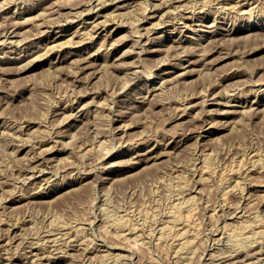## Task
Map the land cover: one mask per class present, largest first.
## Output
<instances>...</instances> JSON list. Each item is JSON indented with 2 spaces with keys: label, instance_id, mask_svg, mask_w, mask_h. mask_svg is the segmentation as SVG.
Listing matches in <instances>:
<instances>
[{
  "label": "rangeland",
  "instance_id": "obj_1",
  "mask_svg": "<svg viewBox=\"0 0 264 264\" xmlns=\"http://www.w3.org/2000/svg\"><path fill=\"white\" fill-rule=\"evenodd\" d=\"M9 1H13V4L10 3L11 4L10 6L6 5V2L9 3ZM20 1L22 3L19 4ZM37 1H40V2H37ZM90 1L89 0H43V2H42V0H4V1L0 0V2H3V3L5 2V5H6L4 8L3 7L1 8V6H0V8H1L0 9V26H1L0 27V39L2 38L1 35L6 33L5 31L10 32V29L12 30V28H13V31H15V33H17V35H18L17 37L13 38L14 40L16 39L17 41H20V40L23 41V37H25L24 40L26 39L25 41H23V43L20 41L19 44H18V42H16V40H15V42H11L13 39L10 41L4 40L6 42L5 44H4V42H2L3 39L0 40V45H1L0 46V58H1L0 59V61H1L0 62V113L1 114L0 115H2V116H0V123H1L0 124V136H1L0 137V180H2V182L0 183L1 184L0 186L2 189H5V190H2L0 188V197H1L0 199H3V200L5 199L4 201L0 200V214H1L0 215V222H1L0 223V229H2V230H0V233H1L0 234V236H1L0 237V239H1L0 243L2 242L0 244V247H1L0 251H2V253H0L1 254L0 255L1 256L0 257V260H1L0 264H8V263H10V264L11 263L12 264H15V263L16 264H18V263L19 264H37V263L38 264H47V263H49L50 264L51 261L49 262V260H48V257H50V255H49L50 253H51V257H50L51 259L50 258L49 259L53 260V263H51V264H68V263L69 264L70 263L71 264H79V263L82 264V262L85 259H87V260H85L86 263L83 262V264H87L89 261H90L89 264H91V263L92 264H94V263L95 264H113V262L115 264L116 263L117 264H124V262H125V264H127V263L128 264H168V263H170V264H177V263L178 264H181V263L185 264V262H186V264H188V263L189 264L190 263L198 264V262H199V264H201V262H203L202 264H205V263L206 264H208V263L209 264H211V263L217 264L216 262L219 260H221L219 262H220V264H222V261L224 260L222 257L232 256L233 253H234V256H236V255L240 256L239 259L241 260V262H240L241 264H244V263L248 264V261H250L251 264H253V261H254V264H257V263L258 264H264V262L256 261L257 260L256 258L250 257L252 252H254V251H252L253 246H256L257 243H255L256 245H254V243H249L250 244L249 245V244H246V243L250 242L249 240L246 241V243L244 241L243 245L241 246V248L243 247L242 248L243 251H242V249H239L240 246L235 245V247H234V245L232 243H229L230 239H228L229 234L231 232L228 228H230V229L234 228L233 230L235 232L238 230H239V232L243 231L246 228L245 226L242 225L243 223H240V222H244V221H241L240 220L241 218L240 219L238 217L236 218L238 208L241 207L240 210L243 209L244 217L247 215L245 218H243L245 221H246V219H247V221H249V219H253L255 214L264 215V193H263L264 188L259 187V186H262V184H264V106L261 105L258 110H254V111H250L249 107H246V109L248 108V110H249L248 111L245 108H244L245 110L244 109L242 110L241 106H243V105H240L243 102H246L248 104L249 101H254L255 96L256 97L258 96L260 98V100H262L264 102V89L262 90V88H264V86H263L264 85L263 84L264 83V0H260V1L259 0H257V1L256 0H246L247 2L244 0L246 3V6L242 7L243 8L242 10H241V8L239 9V8L234 7L236 5V0H232V1L231 0H225V2H224V0H219V1L218 0H210V1L209 0H207V1L206 0H201V1H199V0H196V1L195 0H193V1L192 0H190V1L189 0H182L181 2H183V3H178L179 5L181 4L180 7L176 8L175 6H179V5L175 4L172 6V9H171L172 12L177 9L176 11H178L180 14L178 12H176V14H174L175 12L171 13L170 9H168V8H167L168 10L165 9L163 11V13L165 15V19H162L160 21L161 25L159 26V28H155L156 30L153 31L154 33H152V31H151L150 34L147 31L143 30V27L145 26L146 21L148 19V17L146 19V16H149L148 14H150L151 11L153 10V5L155 3H159L160 0H153V1L152 0H149V1L146 0V1H148V4H147V2H145V0L143 1L144 3L142 2V0H138V1L132 0V2H131V0H115V1L110 0L111 2H109L108 0L106 2V0H104V1H102L101 4H98L100 7H97L98 5H97V3H94L95 2L94 0H90ZM133 1H135L136 4L134 3L133 6L131 5L130 7H128L129 12H127V9H126L125 13H124V10H120L121 14H119V11H118V13L113 14L114 13L113 10H115V5H114L115 3L116 4H122V3H126V2L127 3H130V2L133 3ZM185 1L188 3V5ZM238 1L239 0H237V2ZM184 2H185V5H184ZM196 2H197V4H196ZM203 2L206 5H203L204 4ZM207 2H210V3H207ZM220 2H222L223 4H221ZM230 2H231V4H233V5L235 4V5L232 6L230 4ZM248 2L250 3V5L248 4ZM3 3H2V6L4 5ZM142 3H143V5L145 4L144 5L145 8H146V5H148L147 6L148 9L147 8L145 9L144 7H142ZM193 4H195L196 6L195 5L193 6ZM220 4L222 6L219 7ZM226 4L228 5V7ZM0 5H1V3H0ZM15 5L17 6V8ZM182 5H184V6H182ZM201 5H203V7L204 6L205 7L203 8ZM229 5L231 7H229ZM21 6H23V7H21ZM135 6H136V8H135ZM250 6H252V7H251V10L249 11ZM14 7H15V9H14ZM233 7L235 10L233 9ZM26 8H27V10H26ZM33 8H35L36 10ZM85 8L87 9V11ZM174 8H176V9H174ZM220 8H223L224 10H222ZM30 9L32 11H30ZM76 9H77V12L78 13L81 12V14H78L76 12ZM131 9H134V10H131ZM135 9H136V11H135ZM143 9H145L146 12ZM188 9H189V11H188ZM197 9H200V10H197ZM216 9H218V11ZM219 9L222 11H220ZM228 9H229V11H227ZM237 9H239L241 11H239ZM244 9H246V10L243 13ZM5 10H7V11H5ZM130 10L132 11V13L130 12ZM166 10L168 12L169 11L170 12L168 13ZM2 11H3V13H2ZM17 11H18V13H17ZM74 11L77 13L78 16L75 15ZM107 11L109 12V14H112L115 16L120 15V16H119V18H118V16H117V18L115 16H112L111 19L112 18L113 19L115 18V19L109 21V23H108L109 24V26H108L109 27L108 28L109 33H107V34L111 35L109 37L110 39L107 38L106 41H103L105 39V37H103V40L101 41V36L99 38L94 37V45L93 46H97V44H98V46L102 45L103 47L105 46V47L109 48L112 46V44L115 43L116 48H119L120 50L118 49V51H116L114 53H116L115 57H117L119 59V58H121V56L119 54H124V52L130 48V46L133 47L132 42L134 43V41H135V44H137V45L134 44L136 46V47L134 46L135 49H134V47H133V49L132 48L129 49L130 51L133 50L132 52H134V53L127 50L130 54L127 53V51H126V53H125L126 56L122 55L123 59L121 58V60H119L118 62L117 61L114 62L117 66H115V64H110L111 67L110 66L108 68L105 67V69L109 70L111 68L113 71H111V69H110V71L107 70L108 73H106L107 71L103 69L104 71L102 70V74H101V75H103V79L101 78L102 76H100V79L99 78H98V80L92 79L93 80L92 81L90 79V77L87 78V76H89L87 74V72H82V70H80V65L77 64L78 62L75 64L73 61H71V59L72 58H73L72 60L76 59V60H74L76 62V61H78L77 58H79V59L81 58L78 56L79 52L81 50L88 48V47H86V46L85 47H79V46L88 43V40L91 41V37H92L91 34L93 35V32H91L89 29H86V31L88 30L89 33L84 31V29L82 30V26H81L82 22L87 19L86 22L90 23L89 21L92 22L94 20V18H92V19H88V18L93 17V15L95 17L98 15L100 16V13H102L101 14L102 16H104V15L107 16V15H109ZM111 11L113 13H110ZM193 11H195L197 14ZM197 11H200V12H197ZM236 11H238V13ZM246 11H247V13H246ZM22 12H24V13H22ZM71 12H73V14ZM134 12L137 15H135ZM59 13L65 19L61 15H59ZM82 13L84 15H82ZM126 13H128V15H126ZM133 13H134V15H133ZM177 13L179 15H177ZM17 14H19V15L17 16ZM14 15H15V17H14ZM57 15L59 17V18L58 17L57 18L60 19V17H61L62 20L60 19L61 21L60 20L58 21V19L56 18L57 22H55L56 19L54 17H56ZM169 15H171V16H169ZM187 15H189L190 17ZM222 15H223V17H222ZM70 16L71 17L73 16V17L71 18ZM82 16H85V18ZM122 16H124V18ZM191 16L194 18H192ZM201 16H203V17H201ZM79 17L80 18L82 17V18L80 19ZM137 17L139 19L141 17V19H142L141 23L139 22L141 19L139 20ZM172 17H174V19ZM181 17H183V18H181ZM185 17H187V18H185ZM220 17H221V19H220ZM26 18L30 19V20H25ZM69 18H70V21H68ZM75 18H77L78 20L75 21ZM16 19H17L16 24L19 23L18 25H14L15 23H13V22H16V21H14ZM43 19H45V21L48 19L52 20V21L49 22V20H48L45 22V21H43ZM101 19L104 20L103 17ZM203 19H205V20H203ZM66 20H67V22H66ZM156 20H158V19H156ZM156 20H154V21H156ZM175 20H176V22H175ZM11 21H13V22H11ZM38 21L39 22L43 21L42 26H40L41 23H39ZM119 21L122 23H120ZM168 21H170V22H168ZM3 22H4V24H3ZM10 22L12 23V25L10 24ZM23 22H26V23H23ZM62 22H65V24ZM163 22H165V23L162 24ZM1 23L3 24V27H2ZM21 23H23V24H21ZM56 23L58 24V26L56 25ZM188 23H189V25H188ZM13 25L16 27H14ZM118 25H120V26H118ZM162 25H164V26H162ZM69 26H71V27H69ZM80 26H81V28H80ZM137 26H139L142 31ZM147 26H149V25H147ZM5 27H7V28L10 27V29L5 30L6 29ZM77 27H79V28H77ZM117 27H120L119 31H116ZM174 27H176V28H174ZM68 28H70V29H68ZM38 29H40V30H38ZM41 29L44 30L45 34L41 33V31H42ZM46 29H47V31L45 32ZM75 29L76 30L78 29L77 30L78 32H76ZM79 29H81V30H79ZM138 29L140 30L139 32H144V33L146 32L152 37L153 36H158L157 38L160 37L159 39H157L158 40V43H156L157 45L155 44V45H153V47H151V45L149 43H147V45H146V48L149 46L150 48L154 49V47H155V49L156 50L159 49L160 52L148 54V52H146V49H145V51L143 49V52L141 51L142 45H139L138 43H136L137 42L136 40L138 39L136 37L139 35V32H137ZM231 29H234V34L231 36L226 35L227 30H231ZM61 30H65V31L67 30L68 31L67 33L70 34L69 36H67L68 38L66 37L63 40L69 39L70 37H72L71 34H73L75 32L74 34L76 36L74 37V39L71 40V42H74V40L79 41L78 43L74 42L75 44H77L76 45L77 47L76 46L73 47V45H75V44L71 43L70 46L65 45L66 47L64 46L61 49L62 51L60 49H58V50L52 51L51 53H47V51H46L47 50L46 49L47 48L46 47L47 46L46 39H47L48 35H53L52 33L60 32ZM3 31H4V33H3ZM32 31L33 32L36 31V32L33 33ZM134 31H136L137 34ZM132 32H134V34ZM76 33H78V34H76ZM79 33H81V34H79ZM112 33H114V34H112ZM131 33H132V35H131ZM60 34L61 33H59V35ZM85 34H86V37H85ZM37 35H40V36H37ZM35 36H37L38 38ZM88 36H91V37H88ZM28 37L29 38L31 37L29 41L27 40V39H29ZM132 37H133V39H132ZM32 38H34V39H32ZM78 38H79V40H78ZM81 39L83 41H81ZM159 40H161V41H159ZM176 41H181V42L178 43ZM42 42L45 44H43ZM105 42H106V44H105ZM145 42L146 41H144L143 43H145ZM16 43H17V45H16ZM110 43H112V44H110ZM35 44H37V45L35 46ZM108 45H110V46H108ZM177 45H179V46H177ZM31 46H32V48H31ZM43 46H44V48H43ZM98 46L94 47V48L100 49L99 53L100 52L102 53V54L100 53V55H101L102 60H104V61H102L100 59L98 61V63L105 62V61L107 63V61H108V65H109V63L113 62V61H110L109 55L114 50V48H110L109 49L110 51L109 50L107 51L108 48L106 49L105 47L103 48L102 46H100V47H98ZM175 46H177V47H175ZM199 46H200V49H197V48H199ZM37 47H39V48H37ZM101 48H103V49H101ZM11 49H13V50H11ZM24 49H25V51L27 49H30V50L33 49L36 52L35 54H37V55L40 54V55L39 56L33 55L31 58L26 59L25 64H24V61H20L21 59L19 60L20 56H22L24 54L23 53ZM44 49L47 53L45 55H44L45 51L43 52ZM19 50L20 51L22 50V51L19 52ZM138 50H140V51H138ZM193 50L196 52L193 53ZM216 50H218L219 52H221L220 50H222L221 54L223 55L224 59L221 57V60H220V56H222V55ZM103 51L105 52V54ZM182 51L184 52V54H186V56L183 54ZM226 51H229V53ZM230 51H231V53H230ZM233 51L234 52L236 51L237 53H235V55H234ZM41 52L43 53L42 55H41ZM108 52H109V55H108ZM138 52H141V53L137 54ZM187 52L189 54H187ZM204 53H206V54H204ZM223 53H225L226 56H224ZM75 54H77V55H75ZM199 54L202 56H200ZM187 55H189V56H187ZM227 55H228V57H227ZM71 56H72V58H71ZM136 56L137 57L139 56V58L134 59ZM35 57L37 59H34ZM61 57L64 59V62L58 66L59 69L57 67L55 68L53 66V64L58 62L60 59H62ZM142 57H143V59L144 58H146V59L141 60ZM195 59H196V61L198 60L200 62V63L198 62L199 64L204 63V66L203 67H194V69H193V65H190L188 61L191 60V62H193V61H195ZM27 60H29L30 62L29 61L27 62ZM136 60L137 61L139 60L140 62L139 61L138 62L140 64ZM4 61H6V62H4ZM121 61H123V62H121ZM132 61H135V63L137 62L136 64H139V65H136L134 62H133L134 65L131 64ZM164 61L165 62L170 61V62H167V64H165ZM26 62H27V64H26ZM71 62H72V64H71ZM119 62L123 63V65H121ZM128 63H130V64H128ZM206 63H208V64H206ZM118 64L120 65V67L118 66ZM141 64H143V65H141ZM22 65L23 66L27 65V66H25L26 68H22L23 67ZM29 65H30V67H29ZM76 65H78L77 67H79V68L75 67ZM130 65H133L132 68ZM137 66L139 68H141V71ZM27 67H29V68H27ZM53 67L55 69H53ZM210 67H211V69H210ZM74 68H75V70H74ZM137 68L139 70H137ZM190 68L192 69L191 72L189 70ZM114 69H115V71H114ZM129 69L130 70L133 69L132 70L133 72L130 71ZM73 70H74V73L72 72ZM171 70H172V72H174V75H172L173 77L176 75L180 78L179 83L175 81L173 83L168 82V84L167 83L165 84V83H163V81H159L158 85L155 86L157 88V92L155 91L154 93L156 95V93H158L159 90L163 93H161L159 91V94H157L156 96L155 95L148 96L149 94L147 95V91L149 90V88H151V83H153V81L156 79L158 80L157 75L161 76L164 72L171 71ZM187 70H189V72ZM75 71L76 72L79 71L80 75L75 73ZM120 71H122V72H120ZM125 71H127V72H125ZM128 71H130V73ZM131 72H132V74H131ZM151 72L153 74H151ZM72 73L75 76H73ZM112 73L115 76L113 78H112V76H113ZM139 73L141 74L140 76H139ZM181 73H183V75ZM184 73L185 74L187 73V74L185 75ZM109 74H111V75H109ZM124 74H125V76H124ZM129 74L131 76V79L128 76ZM180 74L182 75V77ZM106 75H107V77H106ZM132 75H133V77L135 76V79L132 77ZM152 77L154 80L152 82H150L149 78H152ZM127 79H128V81H127L128 83L126 82ZM130 80H132V81H130ZM161 83H163L164 85H167V86L164 87V85ZM113 87H115V88L113 89ZM162 88H164V89H162ZM201 90H203L204 92H202ZM211 91H212V93H211ZM201 93H203L202 94L203 96L201 95ZM228 93L230 96L232 94L233 98H232V96H231V98H229L230 96L228 95ZM222 94L223 95L225 94V96H221ZM143 96H144V98H143ZM206 96H207V98L205 99ZM140 97H142V98H140ZM149 97H151V98H149ZM190 97H191V99H190ZM201 97H202L203 101H201ZM75 98H77V100H75ZM188 98H189V100H188ZM159 99L161 100L162 103L160 102ZM218 99L222 103L218 102L219 101ZM236 99H238V100H236ZM79 100H80V102H79ZM188 101L189 102L193 101V103L199 102V104H200V102H202L201 104H202V106L204 105L203 107H205L204 108L205 110L202 113L201 110H203V108L201 107V104L199 105L198 103L195 104L196 107L194 109L186 110L185 105L188 103ZM206 101H207V103H206ZM166 102H167V104H166ZM204 102H205V104H204ZM224 104H226V105H224ZM243 104H245V103H243ZM66 105L69 107H67ZM139 105H140V107H139ZM60 106H62V107H60ZM82 106H83V108H82ZM180 106L184 107V110L186 112L184 110H182V108ZM66 107L69 108V111ZM70 107L74 108V109H71ZM131 107H132V109H130ZM179 107L181 109H179ZM53 108L55 110H53ZM104 108H106V109H104ZM198 109L201 111L200 112L201 115L198 113L199 117H197L198 116L197 115L196 116L197 119H196L194 117L196 115L195 113H197L199 111ZM207 109L208 110L211 109L210 111L212 113L210 111L208 112ZM58 110H59V113H58ZM60 110L62 112L64 111L63 114L61 113ZM86 110L88 111V113ZM93 110H94V112H93ZM127 110L128 111L131 110V111L128 112ZM238 110H240V113L237 112ZM241 110H242V112H241ZM70 111H72V112L70 113ZM84 111H86V112H84ZM183 111H184V113H183ZM244 111H246V112H244ZM247 111L250 112L249 113L250 115H252V113H253L255 116L252 115L250 117L249 114L247 113ZM258 111H259V113H258ZM52 112L53 113L55 112V113L53 114ZM121 112H122V114L123 113L124 114L121 115ZM68 113L70 115H72V117H70L71 119H65V120H63L64 122L62 121L63 123L61 121H59L60 119L62 120L64 118H66L67 116H69ZM79 113H81V114L79 115ZM118 113H120V115ZM209 113H211V114H209ZM245 113H247L248 115ZM57 114H58V116H57ZM65 114H67V115H66V117L63 118V116ZM77 114L79 116L78 118L73 116V115L77 116ZM188 114H190L191 116ZM203 114H204V116H202ZM54 115H56V116H54ZM192 115H194V116H192ZM122 116H124V118ZM210 116H211V118H210ZM58 118H60V119H58ZM209 119H211L212 121ZM66 121H68V122H66ZM213 122H215L213 125L214 127L212 126L213 129H215V133L213 134V136H211L210 138H199L200 137V135H199L200 131L199 130H201L200 127L204 126L206 123H207L206 124L207 127H209V126L211 127ZM60 123H62V125H60ZM74 123H75V126H74ZM210 123H211V125H210ZM122 125H124V126H122ZM120 126H122L121 128L128 126V128H126V129L124 128L122 130L121 128H119ZM4 127H6L7 130ZM22 127H24V128L20 129ZM198 127H199V129L197 130ZM1 128H3V129H1ZM14 128L19 129V130H15ZM24 129H25V132H24ZM63 130H65V131H63ZM195 130H197V131H195ZM11 132L13 134H10ZM1 133H2V135H1ZM14 133L17 135L15 136ZM59 133L61 135L63 134L64 136H61ZM125 133H126V135H125ZM20 134H21L22 138L26 141V146H25V141L23 139H22L23 141L20 140L21 139V137L19 136ZM122 134H124L125 136ZM11 135L12 136L14 135V136L12 137ZM194 135L195 136L197 135L196 138L194 137ZM17 136H19L20 138ZM3 137H5L4 138L5 141L2 139ZM10 137H12V138H10ZM6 138H8L10 140H12L13 138L14 139H13V141H10V140L7 141ZM54 138H56L55 140H58V141L57 142L55 140L53 141L52 139H54ZM59 139L63 140L62 142L64 144ZM161 139L162 140L164 139V140L162 141ZM17 140L22 141V143H19L20 141L18 142ZM178 140H180L182 143ZM14 141H16V142H14ZM41 141H42V143H41ZM3 142L4 143L7 142V143L4 144ZM8 142L10 143V145ZM11 142H14L16 145L14 143L11 144ZM23 142H24V144H23ZM34 142H36V144L38 145L37 146L38 148H36V145ZM56 143H57V145H56ZM133 143H134V145H133ZM154 143H155V148H154ZM167 143H169L170 145L172 144V148L170 149L171 151L170 150L168 151L167 146L165 145ZM40 144L43 147L46 146L44 148L46 150H44L43 152L45 153L47 151L46 152L47 154L42 153L43 147ZM156 144H157V146H156ZM33 145H35V146H33ZM39 145L41 146L42 149L39 147ZM54 145H56L55 146L56 148L54 147L55 149L50 148V147H53ZM152 145H153V147H152ZM7 146L8 147L11 146V147L8 148ZM22 146L25 148L24 152L23 151L19 152L18 150L20 148H23ZM17 147L19 149H16L17 150L16 151L15 148H17ZM88 147H90V148L87 149ZM175 147H177V148H175ZM12 148H14V149H12ZM48 148H50V149H48ZM152 148L157 151V154H160V156H159L160 158L158 160H155L157 162L153 161V162L147 163V162H145L144 159H145L146 153L149 151V149L151 150ZM11 149L13 151H16V154ZM39 149L41 151H39ZM63 149H65V150H63ZM88 150L91 152H88ZM17 152L20 153V154L18 153L19 154L18 156H17ZM160 152L161 153L163 152L164 154L161 155ZM165 153H167V154H165ZM251 153H253V156L251 155ZM254 153H256V154H254ZM14 154H15V156H14ZM141 154H143V155H141ZM43 155H45L46 158ZM203 155H204L205 160L203 159ZM254 155H255V159L253 158ZM240 156H243V158H244V156H248L247 157L248 159L245 158V160H244ZM33 157H35V158H33ZM48 157H49V159H48ZM141 157H143V158H141ZM208 157H209V159H208ZM44 158H45V161H44ZM238 158L241 160H238ZM49 160H50V163H49ZM203 160L207 161V162L205 163V162H203ZM242 160H244L243 163L241 162ZM234 161L236 164L234 163ZM238 161L241 163H239ZM252 161H254V163H252ZM256 161H258V162H256ZM31 162H32V164H31ZM35 162H37V164ZM38 162H40L42 165L39 164ZM47 162H48V164H47ZM250 162L252 165L250 164ZM33 164H36V166H39V167L36 168ZM151 164H153V165H151ZM239 164H240V166H241V164L243 166H241V167L237 166ZM27 165L29 167H30V165H33L36 169L33 170L34 167H32V166H31V168H33V169L26 168ZM203 165H204V167H203ZM205 165H208V166L206 167ZM235 165H236V167H235ZM245 165L246 166L248 165L249 169L246 168V169L240 171V174H242V175H240V174L239 175L242 176L243 178L242 177L240 178V176H238V178L235 177V179L231 178L230 168L232 169L234 166V168L238 167V168L242 169V168L246 167ZM251 167H253L254 169H251ZM21 168H23L25 170L23 171V169H21ZM20 170H21V172H20ZM47 170H49V172ZM203 170H204L205 174L204 173L202 174ZM33 171H36L37 174L36 173L34 174ZM41 171H44V172H41ZM51 171H53V172H51ZM256 171H257V173H256ZM38 172H40L42 175L39 174ZM195 173H197V174L194 178ZM244 173H247V174H244ZM32 174L35 175V178L33 177ZM29 175H31V176H29ZM50 175H52V177ZM228 175H230V176H228ZM246 175H247V177H246ZM248 175L251 179L248 177ZM46 176H47V178H46ZM109 176H110V178H109ZM198 176L199 177L201 176V178H199ZM203 176H205L206 178ZM20 177L22 178L21 181H20ZM23 177H24V179H23ZM105 177H107L108 179ZM207 177H209L210 179L208 180ZM227 177H229L230 179ZM28 178L29 179L31 178V179L28 180ZM244 178H245V180H244ZM25 179L28 180V182ZM34 179H35V182H34ZM52 179H54V180H52ZM98 179H100V180H98ZM240 179H241V182L243 185L240 187V191H238L239 189L237 190L238 192L235 194L236 196L235 195H233L232 197L230 196L231 198L230 197H224L223 196L224 191H226L227 188L230 187L229 185H231V186H232V184L234 185V183L237 182L235 180H240ZM22 180H23V182H22ZM40 180H41V182H40ZM196 180H198V182ZM3 181L5 183H3ZM24 181H25V183H24ZM37 181H39V182H37ZM195 181L197 183H195ZM202 181H204V182L202 183ZM244 181L247 183H245ZM261 181L263 183H260V185H259L258 182H261ZM101 182H104V183H101ZM227 182H228V184H227ZM35 183H37V184L35 185ZM48 183H50V184H48ZM226 184H227V186H224ZM244 184H247V187ZM4 186H5V188H4ZM41 186H44V188H42ZM45 186H46V188H45ZM48 187H50V188H48ZM51 188H53V189H51ZM194 188H196L197 191ZM40 189H42V191H40ZM187 189L189 190V192ZM242 189H244V191ZM245 190H247V192H245ZM1 191L7 196V199H6L5 195H4L5 197L1 196V194L3 195V193ZM17 191H19V192H17ZM39 192H40V194H39ZM41 192H43V194ZM187 192L191 193L192 195L187 194ZM248 192H250V193H248ZM10 193L12 194V197H9L11 195ZM13 193H15V194H13ZM23 193H24V195H22ZM33 193L35 195L37 193L38 195L35 196ZM193 194H195V195H193ZM197 194H199V195H197ZM237 194H241V195L237 196ZM250 194H251V197L250 196L249 197L251 200L248 197V195H250ZM186 195H187V199H186ZM243 195H245V198ZM17 196L18 197L22 196L24 199L21 202L16 203L13 200H15V197H17ZM184 196H185V199L183 198ZM192 196H194L193 197L194 199H195V196H197L196 200H193ZM8 197H9V199H8ZM181 197H182V199H181ZM240 197H242V198L240 199ZM179 199L182 202L179 201ZM220 199L224 200L226 202V204H225V202L223 203V201H221ZM186 200H190L191 205H190V202H188ZM177 201H179V202H177ZM192 201L193 202L195 201L193 203V205H192ZM237 201H239V203ZM13 202H14V204H13ZM176 202H177V204H176ZM181 203L182 204L188 203V205L187 206L182 205ZM3 204L6 206H4ZM240 204L242 206H240ZM175 205L177 207L183 206L184 210H186V209H191V211L194 210V211H192L194 213V216H193V213L191 212L192 220L190 219L191 223H189V226L188 225H185V226L180 225V227H182V228L179 229V227L177 228V226H178L177 225V226H174L175 229H173L174 232L172 231L173 234L171 233V231L163 233L164 230H162V228L164 229L165 225L167 226L168 223L174 225V223L173 222L171 223L170 220L172 219L171 218L172 214H174L173 212L175 211L176 207H173V206H175ZM222 205L224 207L227 206V208H224L225 209L224 211L221 209ZM244 205H245V207H243ZM191 206H193V207L191 208ZM218 207H219V209H218ZM5 209H6V211H5ZM213 209L215 210L214 215L217 216L218 214H220L223 217V218L221 217L222 220L220 218V215H218L217 217L212 215L214 212ZM245 210H246V212H245ZM2 213H3V215H2ZM223 213L225 216L222 215ZM169 214H170V216H169ZM226 214H228L230 218ZM232 216H233V218H232ZM24 217L26 219H24ZM121 217H124V218H121ZM162 218L163 219L166 218V221H167V219L169 221L166 222ZM190 218H191V216H190ZM235 218L237 219V221ZM112 219L113 220L114 219L119 220V222H121L120 223L121 227L124 226V223H126L125 227H127V229L125 227L119 228L120 231L125 230L124 232L122 231V233H121L118 230V227L116 226V223H118V222L115 220V222H116L115 223ZM122 219H124V221L126 219L127 222L126 221L124 222ZM129 220H131V221H129ZM9 221L12 222V224H10ZM15 221H16V223H15ZM54 221L55 222L57 221L56 224L54 223ZM192 221H193V224H192ZM48 222H51V223H48ZM91 222H92V225H91ZM110 222H112V223H110ZM122 222H124V223H122ZM165 222H166V224H165ZM133 223H135L134 224L135 226L137 225V228L133 225ZM157 223H158V226L156 227L155 225H157ZM163 223H164V226H163ZM46 224H48V227H46L47 226ZM63 224L64 225L66 224L68 226V228L66 227V225L64 226ZM81 224H83V225L86 224V225L83 226ZM138 224H139V226H138ZM218 224H220V225H218ZM228 224H230V225H228ZM11 225H13V226H11ZM14 225H16V226L14 227ZM69 225H71V226H69ZM72 225L74 227L76 225L77 226L74 228ZM108 225L109 226L114 225V226L111 229V226L109 227ZM130 225L132 228L130 227ZM141 225H143V227ZM191 225H192V227H190ZM223 225L228 226V227H226L227 231L225 230V228H224L225 226H223ZM233 225H234V227H233ZM241 225H242V229L245 227L243 230L241 229ZM244 225H246V224L244 223ZM80 226H82V227H80ZM91 226L92 227L94 226V227L92 228ZM16 227H18V228H16ZM51 227H52V229H54L53 231H51ZM56 227H57V229H56ZM61 227H62V229H61ZM71 227H73V228H71ZM97 227H99V228H97ZM133 227H135V228H133ZM189 227H190V231L188 230ZM196 227L198 228L197 229L198 231L196 230V234H195ZM215 227H218V228L216 229ZM219 227L222 230L219 229ZM8 228H12V229H8ZM47 228H49V229H47ZM82 228H85V229L82 230ZM90 228L92 230H94L95 232L94 231L92 232V230ZM154 228H155V230H154ZM75 229L77 230V232ZM95 229L96 230L99 229V230H97L98 232H96ZM105 229H107V230H105ZM138 229H140V230L138 231ZM185 229H186V231L188 230L187 233H185ZM8 230L10 233L8 232ZM108 230H110V231L111 230H113V231L117 230V233L115 231L113 233L112 231L110 232ZM127 230H130V231H127ZM160 230H162V231L160 232ZM178 230H180V231L184 230V234H183V232L181 234V232ZM216 230H217V232L219 230V233H217ZM149 231H151V232H149ZM212 231H214L215 233ZM220 231H222L221 233H224V235L221 234ZM18 232H20V233H18ZM27 232H29V234H26ZM37 232L39 234H36ZM46 232H47V234H46ZM54 232L56 233L55 235L61 234L62 237H61V235L55 236ZM64 232L68 235L67 239L70 238L69 240H67L64 237V234H63ZM108 232H109V235H107ZM125 232H127L126 236L124 234ZM128 232H130L131 234ZM133 232H134V234H132ZM138 232H140V234H138ZM175 232H177V236H176ZM188 232H190V234ZM22 233H24L23 235L25 238H23ZM84 233L86 235H83ZM92 233H94V234H92ZM95 233L98 235H96ZM110 233L111 234L113 233V235H111ZM159 233H160V237H159ZM161 233H163L164 236ZM166 233L168 234V236ZM169 233H171L170 235L172 238L169 237ZM197 233H198V235H197ZM225 233H226V235H225ZM35 234L38 236H34ZM41 234H42V236H41ZM48 234H49V236H48ZM78 234L79 235L81 234L82 236L81 235L79 236ZM148 234H150L151 238ZM208 234H209V236H208ZM26 235L27 236L32 235L34 237L28 236L30 238L29 239ZM67 235H65V236H67ZM87 235H88V237H87ZM93 235H94L95 239L97 238L95 241H94ZM114 235L115 236L117 235L118 238L114 237ZM127 235L129 237L128 239L126 238ZM137 235H138L140 240H138ZM141 235L144 238H142ZM161 235L163 237H165L164 238L165 240H163V237H162L163 242L161 240ZM178 235H179V237H178ZM2 236L4 239L2 238ZM9 236H10V238H9ZM11 236H12V240H11ZM15 236H17V237H15ZM20 236H21V238H19ZM72 236H74V237L76 236L75 238H77V239H75V238L72 239ZM108 236H111V237L109 238ZM132 236H134L133 239H132ZM135 236L137 238H135ZM217 236H219L218 237V239L220 238L219 240L217 239ZM81 237L84 241L81 239ZM90 237L93 240V241L91 240V242H89ZM98 237H99V239H98ZM105 237L108 239H105ZM121 237H122V239L124 238L123 239L124 241L120 240ZM180 237H181V239H180ZM190 237L191 238L195 237L196 238V239L194 238L195 241L193 242L192 241L193 238L191 239ZM210 237H211V239H210ZM31 238L32 239L34 238L33 240L35 242ZM62 238H63V240H62ZM86 238L88 240H86ZM103 238H104V241L102 240ZM158 238H159V240H158ZM166 238H167V241H166ZM176 238H177V240H176ZM185 238L187 240L191 239L192 242H190V240L186 241ZM208 238H209V241H208ZM213 238H214V240H213ZM226 238L228 240H226ZM259 238H260V240H259ZM261 238L262 237H257V239L259 241L258 246L261 245V246H259V248H264V242H263V240L261 241ZM20 239L23 241H19ZM37 239H38V242H37ZM55 239H56V241H55ZM125 239H126V242H125ZM168 239H170V240H168ZM7 240H9V243L7 242ZM59 240H61V241H59ZM134 240H136L135 242L137 244L134 242ZM160 240H161V242H159ZM182 240H184V241H182ZM221 240H223V241H221ZM10 241H12V242H10ZM54 241H55V243H53ZM79 241H81V242H79ZM139 241L140 242L143 241L141 243L142 246H140L141 244ZM180 241H182V242H180ZM220 241L223 242L224 245L222 243L220 244ZM3 242H4V244H3ZM16 242L19 243L21 246H19ZM22 242L24 245L22 244ZM36 242L38 244H34ZM39 242H41L42 244L41 243L39 244ZM56 242L57 243L60 242L59 245ZM61 242L63 243V245ZM70 242H72V243H70ZM92 242H94V245ZM97 242L98 243L100 242V243L98 244ZM144 242H147V243L143 244ZM226 242H227V244H226ZM43 243L47 244V245L44 246ZM49 243H50V245H49ZM90 243L92 244L91 247L89 246V245H91ZM107 243H109L110 246L109 245L106 246ZM138 243H139V245H138ZM184 243L187 245H185ZM193 243L195 244V246ZM228 243L230 246L228 245ZM30 244H31V246H30ZM85 244H88V245H85ZM112 244L117 245V246H114ZM180 244H182L181 245L182 247L180 246ZM16 245H18V247H17L18 249L14 247ZM38 245H40V248ZM48 245L50 246V248L48 247ZM80 245H82V246L80 247ZM100 245H101V247H99ZM111 245L113 247H111ZM124 245L129 247V249L127 247H125ZM143 245H145V246L143 247ZM147 245H149V246H147ZM206 245H208V246H206ZM210 245H212V247ZM220 245H221V247H219ZM248 245L249 246L253 245V246L249 247ZM3 246L6 248H3ZM10 246H11V248H10ZM28 246L30 248L33 246L31 249L32 250L35 249L34 253H33L34 255L29 253L31 249L28 248ZM64 246H65V249L63 248ZM76 246L77 247L79 246L78 249ZM187 246H189V247H187ZM191 246L193 248H191ZM244 246L249 248V250L246 249V252H245L244 249L246 247H244ZM13 247H14V249H12ZM36 247H37V249H36ZM41 247H43V248H41ZM44 247L49 248V251H48V249H46ZM55 247H57V248H55ZM60 247L62 248L61 249L62 253L60 252L61 251ZM72 247L73 248L75 247V248L73 249ZM173 247H174V249H173ZM207 247H208V249H207ZM7 248L9 249L8 251H7ZM52 248H54V249H52ZM86 248H88V250ZM90 248L91 249L94 248V249L91 250ZM98 248L103 250V251L100 250L101 251L100 252L98 250ZM231 248L232 249L234 248V249L231 251ZM256 248H258V247H256ZM3 249L5 250L4 252H3ZM19 249L21 250L22 255H21ZM23 249L26 250L27 252H24ZM110 249L112 250V252ZM183 249H185V251ZM228 249L230 250V252ZM237 249H239V250H237ZM78 250L79 251L81 250L80 254H77V252L79 253ZM189 250H190V252H188ZM221 250L223 253L221 252ZM235 250L238 252H236ZM6 251L9 253H7ZM64 251H67V252H64ZM75 251H77V252L75 253ZM104 251H106V252H104ZM132 251H134L135 253ZM172 251H173V253H172ZM181 251H183L184 253L182 254ZM15 252L16 253L18 252V253L16 254ZM46 252L47 253L50 252L49 254H47L48 257L46 256ZM68 252H69V254H68ZM83 252H85V255ZM98 252L100 253V256L102 254V256H101L102 259L104 257L103 260L100 259ZM102 252H104V253H102ZM178 252L179 253L181 252L180 255ZM219 252H220V254H218ZM37 253H38V255H37ZM39 253H41V255ZM43 253L45 256L43 255ZM81 253H83V254H81ZM187 253H189L188 254L189 256L187 255ZM190 253L192 254L193 257L195 256V258L192 259V256ZM247 253H249L250 256ZM9 254H11V255H9ZM13 254H15V256ZM26 254H29V255H27V257H26L25 256ZM55 254L57 256L58 255L59 256L57 257ZM62 254L64 256H61ZM71 254H74V255H71ZM121 254H123V255L127 254L128 256L125 255L127 257L126 258L125 256L122 255L123 256V258H122ZM171 254L173 256L174 255L175 256L177 255V256L173 257ZM203 254H204V256H203ZM12 255L14 258H12ZM68 255H70V256H68ZM76 255L77 256L80 255V258L79 257L76 258L77 257ZM107 255L109 256V258ZM114 255H115V257H114ZM118 255L121 256L122 260L121 259H118V261L116 260L117 259L116 256L118 258H120ZM253 255H255V254H253ZM73 256L74 257L76 256V257L74 258ZM90 256H92V257H90ZM180 256H182V257H180ZM212 256H213V258H212ZM218 256H220L219 259H218ZM234 256H232V258ZM37 257H39V259H41V260L37 259ZM52 257H54L55 260ZM97 257H99V259ZM128 257H131L132 259L130 258L131 259L130 260ZM133 257H134V259H133ZM201 257H202V260H201ZM203 257H204V259H203ZM244 257L245 258L247 257L246 260L244 259ZM263 257L264 256H262L261 258H263ZM19 258H22V259H19ZM30 258H31V260H29ZM92 258L93 259L97 258V259L93 260ZM180 258L182 261L179 260ZM183 258H185V259H183ZM188 258L191 260H189ZM26 259H28L29 261L28 260L26 261ZM42 259H43V262H45V263L41 262ZM88 259H90V260H88ZM106 259H108V260H106ZM111 259H112V261H111ZM124 259L128 262H126ZM214 259L216 261H214ZM247 259H248V261H247ZM32 260H33V263H32ZM69 260L72 262H69ZM193 260L195 262H191ZM244 260H245V262H244ZM23 261H24V263H23ZM77 261H78V263H77ZM170 261H172V262H170Z\"/></svg>",
  "mask_w": 264,
  "mask_h": 264
},
{
  "label": "bare ground",
  "instance_id": "obj_2",
  "mask_svg": "<svg viewBox=\"0 0 264 264\" xmlns=\"http://www.w3.org/2000/svg\"><path fill=\"white\" fill-rule=\"evenodd\" d=\"M3 1H4V0H3ZM89 1H90V0H89ZM94 1H95L94 3H97V5H98V4H101L102 1H104V0H94ZM108 1L111 2L110 0H108ZM114 1H115V0H114ZM114 1H113V2H114ZM136 1H138V0H136ZM143 1H144V0H142V2H143ZM148 1H149V0H148ZM148 1L145 0V2H147V4H148ZM152 1H153V0H152ZM181 1H182V0H177V1H176V0H175V1H174V0H160L159 3H155V4L153 5V10L151 11L150 14H148L149 16H146V19H147V17H148V19H147V21H146V24L144 23L145 26L143 27V30H144V31H147L149 34L151 33V31H152V33H154L153 31L156 30L155 28H159V26L161 25L160 21H161L162 19H165V15H164L163 11H164L165 9L168 8V9H170L171 13L175 12L174 14H176V12H178V11H176V10H177L176 8H177V7H180V5H181V4L179 5L178 3H183V2H181ZM189 1H190V0H189ZM192 1H193V0H192ZM195 1H196V0H195ZM199 1H201V0H199ZM206 1H207V0H206ZM209 1H210V0H209ZM218 1H219V0H218ZM218 1H217V2H218ZM231 1H232V0H231ZM245 1H246V0H245ZM245 1H244V0H239V1L237 2V0H236V5L234 4L235 6H234L233 4H231V2H230V4H231L232 6H234V7H236V8H239V9L241 8V10H242V9H243L242 7L246 6ZM256 1H257V0H256ZM256 1H255V2H256ZM259 1H260V0H259ZM17 2H18V1H17ZM37 2H40V1H37ZM42 2H43V0H42ZM45 2H46V1H45ZM90 2H91V1H90ZM106 2H107V0H106ZM128 2H129V1H128ZM131 2H132V0H131ZM131 2H130V3H127V2H126V3H122V4H116V3H115V4H114V5H115V10H113L114 13H113L112 11H111L110 13L115 14V13H118V11H119V14H121V13H120V10H124V13H125V12H126V11H125L126 9H127V12H129L128 7H130L131 5L133 6L134 3L136 4L135 1H133V3H131ZM139 2H140V1H139ZM150 2H151V1H150ZM185 2H186V1H185ZM185 2H184V5H185ZM222 2H223V1H222ZM222 2H220V3L223 4ZM224 2H225V0H224ZM227 2H228V1H227ZM246 2H247V1H246ZM0 3H1V5H0L1 8H2V7L4 8L6 5H9V6H10V5H11L10 3L13 4V1H9V3L6 2V5H5V2H4V3H3V2H0ZM2 3L4 4L3 6H2ZM20 3H22V2L20 1L19 4H20ZM25 3H26V2H25ZM87 3H88V2H87ZM140 3H141V2H140ZM140 3H139V4H140ZM143 3H144V2H143ZM143 3H142V7H144V5H145V4L143 5ZM186 3H187V2H186ZM191 3H192V2H191ZM191 3H190V4H191ZM203 3H204V2H203ZM207 3H210V2H207ZM234 3H235V2H234ZM257 3H258V2H257ZM88 4H89V3H88ZM90 4H91V3H90ZM92 4H93V3H92ZM137 4H138V3H137ZM175 4H178L179 6H175L176 8H174V9H176V10L172 12V10H171V9H172V6L175 5ZM196 4H197V2H196ZM200 4H201V3H200ZM215 4H216V3H215ZM221 4L219 5V7L222 6ZM248 4L250 5L249 2H248ZM22 5H23V4H22ZM27 5H28V4H27ZM94 5H95V4H94ZM112 5H113V4H112ZM114 5H113V6H114ZM151 5H152V4H151ZM184 5H182V6H184ZM187 5H188V3H187ZM194 5H195V4H193V6H194ZM203 5H206V4L204 3ZM203 5H201V6L203 7ZM226 5H227V4H226ZM226 5H225V6H226ZM15 6H16V5H15ZM19 6H20V5H19ZM85 6H86V5H85ZM101 6H102V5H101ZM139 6H140V5H139ZM147 6H148V5H146V8H147ZM193 6H192V7H193ZM195 6H196V5H195ZM7 7H8V6H7ZM21 7H23V6H21ZM24 7H25V6H24ZM80 7H81V6H80ZM97 7H100V6L98 5ZM97 7H96V8H97ZM137 7H138V6H137ZM187 7H188V6H187ZM204 7H205V6H204ZM204 7H203V8H204ZM206 7H207V6H206ZM223 7H224V6H223ZM227 7H228V5H227ZM229 7H231V6L229 5ZM234 7H233V9H234ZM251 7H252V6L249 7V8H250L249 11L251 10ZM1 8H0V9H1ZM16 8H17V6H16ZM86 8H87V7H86ZM86 8H85V9H86ZM110 8H111V7H110ZM133 8H134V7H133ZM135 8H136V6H135ZM144 8H145V7H144ZM146 8H145V9H146ZM149 8H150V7H149ZM194 8H195V7H194ZM194 8H193V9H194ZM224 8H225V7H224ZM7 9H8V8H7ZM10 9H11V8H10ZM10 9H9V10H10ZM14 9H15V7H14ZM33 9H35V8H33ZM54 9H55V8H54ZM145 9H143V10L146 12ZM147 9H148V8H147ZM168 9H167V10H168ZM183 9H184V8H183ZM190 9H191V8H190ZM195 9H196V8H195ZM220 9L224 10L223 8H220ZM220 9H219V10H220ZM225 9H226V8H225ZM233 9H232V10H233ZM239 9H237V10H239ZM246 9H247V8H246ZM246 9H244L243 13L245 12ZM253 9H254V8H253ZM20 10H21V9H20ZM23 10H24V9H23ZM23 10H22V11H23ZM26 10H27V8H26ZM26 10H25V11H26ZM35 10H36V9H35ZM94 10H95V9H94ZM103 10H104V9H103ZM131 10H134V9H131ZM131 10H130V12L132 13ZM167 10H166V11H167ZM186 10H187V9H186ZM191 10H192V9H191ZM197 10H200V9H197ZM201 10H202V9H201ZM216 10L218 11V9H216ZM222 10H220V11H222ZM234 10H235V9H234ZM241 10H239V11H241ZM5 11H7V10H5ZM28 11H29V10H28ZM30 11H32V10L30 9ZM80 11H81V10H80ZM80 11H79V12H80ZM86 11H87V9H86ZM86 11H85V12H86ZM88 11H89V10H88ZM90 11H91V10H90ZM97 11H98V10H97ZM101 11H102V10H101ZM109 11H110V10H109ZM135 11H136V9H135ZM144 11H143V12H144ZM170 11H169V12H170ZM188 11H189V9H188ZM227 11H229V9H228ZM230 11H231V10H230ZM15 12H16V11H15ZM76 12H77V9H76ZM76 12L74 11L75 15H77V13H78V12H77V13H76ZM82 12H83V11H82ZM85 12H84V13H85ZM95 12H96V11H95ZM107 12H108V11H107ZM143 12H142V13H143ZM149 12H150V11H149ZM167 12H168V11H167ZM169 12H168V13H169ZM183 12H184V11H183ZM191 12H192V11H191ZM193 12H195V11H193ZM197 12H200V11H197ZM209 12H210V11H209ZM224 12H225V11H224ZM224 12H223V13H224ZM233 12H234V11H233ZM236 12L238 13V11H236ZM236 12H235V13H236ZM2 13H3V11H2ZM17 13H18V11H17ZM22 13H24V12H22ZM71 13L73 14V12H71ZM86 13H87V12H86ZM89 13H90V12H89ZM105 13H106V12H105ZM134 13H135V12H134ZM134 13H133V15H134ZM137 13H138V12H137ZM178 13H179V12H178ZM178 13H177V15L180 14V13H179V14H178ZM181 13H182V12H181ZM187 13H188V12H187ZM195 13H196V12H195ZM202 13H203V12H202ZM219 13H220V12H219ZM226 13H227V12H226ZM239 13H240V12H239ZM246 13H247V11H246ZM42 14H43V13H42ZM78 14H81V12L78 13ZM101 14H102V13H100V16L98 15V16L95 17V16L93 15V17L88 18V19H92V18H94V20H93L92 22L89 21L90 23H87V22H86L87 19H86L85 21L82 22V25H81V26H82V30L84 29V31H86V29H89L91 32H93V35L91 34L92 37H91V36H88V37H91V41L88 40V43L83 44V43L81 42L83 45H80L79 47H85V46L88 47V48H86V49H84V50H81V51L79 52L78 56L81 57V58H80V59L77 58L78 61H76V62L74 61V60H76V59L72 60V59H73L72 56H71L72 59L70 58L71 61H73L75 64L78 62L77 64L80 65V70H82V72H87V74L89 75V76H87V78L90 77L91 80H92V79H93V80H94V79H97V80H98V78L100 79V76H102L101 78L103 79V75H101V74H102V70L104 69V70L107 71L108 69H105V67L108 68V67L110 66V64H115L114 62H116V61L118 62L119 60H121V58L123 59L122 55L126 56V54H125L126 51H127V50L130 51V50H129L130 48L133 49V47H134L135 45H137V44H135V41H134V43L132 42L133 47H131V46L129 45L130 48L127 49V50L124 52V54H119V55L121 56V58L118 59L117 57H115V56H116V55H115L116 53H114V52L118 51L119 48H116V46H115L116 44H115L114 42H113L114 44L110 43V44H112L111 47H109V48H108V47H105V46H104V47H105L106 49L108 48L107 51H108L110 48H114V50L112 49L113 51L110 53V55H109V52H108V55L110 56L109 59H110V61H113V62L109 63V65H108V61H107V63H106V61H105V62L98 63V61H99L100 59L102 60V58H101V55H100L101 52L99 53V50H100V49H98V48H94V47H97L98 44H97V46H93V45H94V37H95V38H96V37L99 38V37L101 36V41L103 40V37H105V39H104L103 41H106L107 38H109V37L111 36L110 34H107V33H109V32H108V28H109V27H108V26H109L108 23H109V21L115 19V18H114V19H113V18L111 19V17H112V16H115V15L109 14V12H108L109 15H107V16H106V15L102 16ZM122 14H123V13H122ZM139 14H140V13H139ZM183 14H184V13H183ZM196 14H197V13H196ZM209 14H210V13H209ZM220 14H221V13H220ZM228 14H229V13H228ZM230 14H231V13H230ZM240 14H241V13H240ZM240 14H239V15H240ZM18 15H19V14H17V16H18ZM22 15H23V14H22ZM59 15H61V14L59 13ZM70 15H71V14H70ZM82 15H84V14L82 13ZM88 15H89V14H88ZM90 15H91V14H90ZM96 15H97V14H96ZM123 15H124V14H123ZM126 15H128V13H126ZM131 15H132V14H131ZM135 15H137V14L135 13ZM181 15H182V14H181ZM181 15H180V16H181ZM189 15H190V14H189ZM189 15H187V16H189ZM200 15H201V14H200ZM61 16H62V15H61ZM77 16H78V15H77ZM117 16H118V15H117ZM117 16H115V17L117 18ZM119 16H120V15H119ZM119 16H118V18H119ZM169 16H171V15H169ZM182 16H183V15H182ZM185 16H186V15H185ZM12 17H13V16H12ZM14 17H15V15H14ZM57 17H58V15H57L56 17H54V18L56 19ZM62 17H63V16H62ZM70 17H71V16H70ZM72 17H73V16H72ZM72 17H71V18H72ZM82 17L85 18V16H82ZM82 17H81V18H82ZM102 17L104 18V20L101 19ZM122 17L124 18V16H122ZM122 17H121V18H122ZM138 17H139V16H138ZM138 17H137V18H138ZM162 17H163V18H162ZM176 17H177V16H176ZM189 17H190V16H189ZM189 17H188V18H189ZM191 17H192V16H191ZM201 17H203V16H201ZM222 17H223V15H222ZM242 17H243V16H242ZM252 17H253V16H252ZM258 17H259V16H258ZM23 18H24V17H23ZM58 18H59V17H58ZM58 18H57V19H58ZM63 18H64V17H63ZM66 18H67V17H66ZM79 18H80V17H79ZM81 18H80V19H81ZM84 18H83V19H84ZM172 18L174 19V17H172ZM177 18H178V17H177ZM179 18H180V17H179ZM181 18H183V17H181ZM185 18H187V17H185ZM192 18H194V17H192ZM192 18H191V19H192ZM225 18H226V17H225ZM21 19H22V18H21ZM45 19H46V18H45ZM45 19H43V21H45ZM50 19H51V18H50ZM57 19L55 20V22H57ZM60 19L62 20L61 17H60ZM60 19H58V21H59ZM64 19H65V18H64ZM64 19H63V20H64ZM80 19H79V20H80ZM138 19H139V18H138ZM140 19H141V17H140ZM140 19H139V20H140ZM156 19H158V20H156ZM167 19H168V18H167ZM170 19H171V18H170ZM220 19H221V17H220ZM25 20H30V19H27V18H26ZM41 20H42V19H41ZM48 20H49V19H48ZM48 20H46V21H48ZM61 20H60V21H61ZM67 20H68V19H67ZM67 20H66V22H67ZM71 20H72V19H71ZM76 20H78V19L75 18V21H76ZM154 20H156V21H154ZM168 20H169V19H168ZM179 20H180V19H179ZM184 20H185V19H184ZM200 20H201V19H200ZM203 20H205V19H203ZM14 21H16V22L11 21V22L15 23L14 25H18V24H19V23L16 24V23H17V19L14 20ZM43 21H42V22H43ZM46 21H45V22H46ZM50 21H52V20H49V22H50ZM68 21H70V18H69ZM116 21H117V20H116ZM116 21H115V22H116ZM141 21H142V19H141L139 22L141 23ZM143 21H144V20H143ZM166 21H167V20H166ZM170 21H171V20H170ZM170 21H168V22H170ZM173 21H174V20H173ZM11 22H10V24L12 25ZM27 22H28V21H27ZM38 22H39V21H38ZM42 22H41V21L39 22V23H41L40 26H42ZM72 22H73V21H72ZM119 22H120V21H119ZM137 22H138V21H137ZM139 22H138V23H139ZM175 22H176V20H175ZM7 23H8V22H7ZM23 23H26V22H23ZM23 23H21V24H23ZM36 23H37V22H36ZM39 23H38V24H39ZM47 23H48V22H47ZM51 23H52V22H51ZM62 23L65 24V22H62ZM120 23H122V22H120ZM164 23H165V22H163L162 24H164ZM173 23H174V22H173ZM183 23H184V22H183ZM193 23H194V22H193ZM1 24H2V23H1ZM3 24H4V22H3ZM3 24H2V27H3ZM49 24H50V23H49ZM53 24H54V23H53ZM60 24H61V23H60ZM66 24H67V23H66ZM118 24H119V23H118ZM176 24H177V23H176ZM14 25H13V26H14ZM44 25H45V24H44ZM44 25H43V26H44ZM56 25L58 26L57 23H56ZM136 25H137V24H136ZM136 25H135V26H136ZM138 25H139V24H138ZM147 25H149V26H147ZM170 25H171V24H170ZM186 25H187V24H186ZM188 25H189V23H188ZM188 25H187V26H188ZM7 26H8V25H7ZM60 26H61V25H60ZM65 26H66V25H65ZM81 26H80V28H81ZM118 26H120V25H118ZM133 26H134V25H133ZM156 26H157V27H156ZM162 26H164V25H162ZM172 26H173V25H172ZM0 27H1V26H0ZM11 27H12V26H11ZM14 27H16V26H14ZM32 27H33V26H32ZM37 27H38V26H37ZM52 27H53V26H52ZM69 27H71V26H69ZM137 27H139V26H137ZM5 28H6V29H5ZM5 28H4L5 30L10 29V27H9V28L5 27ZM35 28H36V27H35ZM39 28H40V27H39ZM43 28H44V27H43ZM46 28H47V27H46ZM48 28H49V27H48ZM77 28H79V27H77ZM119 28H120V27H117L116 31H119ZM139 28H140V27H139ZM174 28H176V27H174ZM62 29H63V28H62ZM68 29H70V28H68ZM113 29H114V28H113ZM113 29H112V30H113ZM132 29H133V28H132ZM136 29H137V28H136ZM136 29H135V30H136ZM168 29H169V28H168ZM172 29H173V28H172ZM5 30H4V31H5ZM16 30H17V29H16ZM28 30H29V29H28ZM32 30H33V29H32ZM38 30H40V29H38ZM38 30H37V31H38ZM41 30H42V29H41ZM51 30H52V29H51ZM75 30H76V29H75ZM77 30H78V29H77ZM77 30H76V32H78ZM79 30H81V29H79ZM140 30H141V28H140ZM140 30L138 29L137 32H139ZM169 30H170V29H169ZM4 31H3V33H4ZM12 31H13V28H12V30L10 29V32L5 31L6 33H4V34L1 35V37H2L1 39H3L2 42H4V44L6 43V42H5L6 40H9V41H10V40H12L13 38H15V37L18 36L17 33H15V31H13V32H12ZM42 31H43V32H42ZM42 31H41V33H44V30H42ZM46 31H47V29L45 30V32H46ZM48 31H49V30H48ZM57 31H58V30H57ZM84 31H83V32H84ZM141 31H142V30H141ZM1 32H2V31H1ZM32 32H33V31H32ZM35 32H36V31H35ZM35 32H33V33H35ZM67 32H68L67 30H66V31H65V30H61L60 32L52 33L53 35H48V37H47V39H46V42H47V46H46V47H47V48H46L47 50H46V51H47V53H51L52 51H55V50H58V49L61 50L65 45H67V46L69 45V46H70L71 43H74V42H75V43H78V42H79V41H76V40H74V42H71V40L74 39V37L76 36V35L74 34L75 32H74L73 34H71L72 37H70L69 39L63 40V39H65L67 36L70 35V34H68ZM86 32L89 33L88 30H87ZM110 32H111V31H110ZM112 32H113V31H112ZM134 32H136V31H134ZM134 32H132V33L134 34ZM137 32H136V34H137ZM39 33H40V32H39ZM48 33H49V32H48ZM48 33H47V34H48ZM59 33H61V34L59 35ZM63 33H64V34H63ZM65 33H66V34H65ZM84 33H85V32H84ZM103 33H104V34H103ZM132 33H131V35H132ZM148 33H146V32H145V33H144V32H139V35L136 37V38H138V39L136 40V41H137L136 43H138L139 45H142V46H141V51L143 52V49H144V51H145V49H146V52H148V54H149V53L160 52L159 49L156 50L155 47H154V49H153V48H150L149 46H148L149 48H148V47L146 48L147 43H149V44L151 45V47H153V45H155L156 43H158V40H157V39L160 38V37L157 38L158 36H153V37H152V36H150ZM36 34H37V33H36ZM44 34H45V33H44ZM76 34H78V33H76ZM79 34H81V33H79ZM82 34H83V33H82ZM112 34H114V33H112ZM136 34H135V35H136ZM147 34H148V35H147ZM233 34H234V29L227 30V32H226V35H228V36H231V35H233ZM33 35H34V34H33ZM83 35H84V34H83ZM89 35H90V34H89ZM29 36H30V35H29ZM31 36H32V35H31ZM37 36H40V35H37ZM37 36H35V37H37ZM46 36H47V35H46ZM81 36H82V35H81ZM81 36H80V37H81ZM133 36H134V35H133ZM161 36H162V35H161ZM163 36H164V35H163ZM85 37H86V34H85ZM88 37H87V38H88ZM24 38H25V37H23V41L26 40V39L24 40ZM28 38H29V37H28ZM30 38H31V37H30ZM30 38L27 39V40L29 41ZM37 38H38V37H37ZM41 38H42V37H41ZM67 38H68V37H67ZM161 38H162V37H161ZM1 39H0V40H1ZM32 39H34V38H32ZM109 39H110V38H109ZM132 39H133V37H132ZM145 39H146V40H145ZM4 40H5V41H4ZM13 40H14V39H13ZM13 40H12L11 42H15L16 39H15L14 41H13ZM78 40H79V38H78ZM85 40H86V39H85ZM20 41L23 43L22 40H20ZM20 41H17V40H16V42H18V44H19ZM36 41H37V40H36ZM39 41H40V40H39ZM81 41H83V40L81 39ZM144 41H146V42L143 43ZM159 41H161V40H159ZM194 41H195V40H194ZM11 42H10V43H11ZM33 42H34V41H33ZM44 42H45V41H44ZM84 42H85V41H84ZM86 42H87V41H86ZM107 42H108V41H107ZM176 42L179 43V42H181V41H176ZM38 43H39V42H38ZM42 43H43V42H42ZM42 43H41V44H42ZM75 43H74V44H75ZM96 43H97V42H96ZM98 43H99V42H98ZM142 43H143V44H142ZM160 43H161V42H160ZM4 44H3V45H4ZM11 44H12V43H11ZM14 44H15V43H14ZM14 44H13V45H14ZM31 44H32V43H31ZM31 44H30V45H31ZM43 44H45V43H43ZM102 44H103V43H102ZM105 44H106V42H105ZM107 44H108V43H107ZM134 44H135V45H134ZM3 45H2V46H3ZM16 45H17V43H16ZM28 45H29V44H28ZM36 45H37V44H35V46H36ZM38 45H39V44H38ZM76 45H77V44L73 45V47L76 46ZM99 45H100V44H99ZM156 45H157V44H156ZM161 45H162V44H161ZM0 46H1V45H0ZM25 46H26V45H25ZM33 46H34V45H33ZM39 46H40V45H39ZM41 46H42V45H41ZM100 46H102V45H100ZM100 46H98V47H100ZM108 46H110V45H108ZM113 46H114V47H113ZM177 46H179V45H177ZM177 46H175V47H177ZM11 47H12V46H11ZM65 47H66V46H65ZM76 47H77V46H76ZM102 47H103V46H102ZM104 47H103V48H104ZM135 47H136V46H135ZM135 47H134V49H135ZM138 47H139V46H138ZM1 48H2V47H1ZM6 48H7V47H6ZM13 48H14V47H13ZM31 48H32V46H31ZM37 48H39V47H37ZM40 48H41V47H40ZM43 48H44V46H43ZM103 48H101V49H103ZM158 48H159V47H158ZM195 48H196V47H195ZM34 49H35V48H34ZM95 49H96V50H95ZM197 49H200V46H199V48H197ZM11 50H13V49H11ZM15 50H16V49H15ZM38 50H39V49H38ZM119 50H120V49H119ZM194 50H195V49H194ZM194 50H193V53L196 52V51H194ZM9 51H10V50H9ZM21 51H22V50H21ZM21 51L19 50V52H21ZM44 51H45V49L43 50V52H44ZM46 51H45L44 55L47 54ZM61 51H62V50H61ZM65 51H66V50H65ZM72 51H73V50H72ZM104 51H105V50H104ZM104 51H103V52H104ZM109 51H110V50H109ZM128 51H127V53H129ZM132 51H133V50H132ZM132 51H130V52H132ZM138 51H140V50H138ZM216 51H218V50H216ZM220 51L222 52V50H220ZM37 52H38V51H37ZM57 52H58V51H57ZM182 52H183V51H182ZM218 52H219V51H218ZM221 52H219V53L221 54ZM226 52L229 53V51H226ZM226 52H225V53H226ZM233 52H234V51H233ZM23 53H24V54H23L22 56H20L19 60L21 59L20 61H24V64H25V60L28 59V58H31L33 55H34V56H35V55H36V56H39V55H40V54H38V55L35 54L36 52H35L33 49H31V50H30V49H27L26 51H25V49H24V50H23ZM73 53H74V52H73ZM73 53H72V54H73ZM132 53H134V52H132ZM140 53H141V52H138L137 54H140ZM191 53H192V52H191ZM191 53H190V54H191ZM201 53H202V52H201ZM225 53H223L224 56H226ZM230 53H231V51H230ZM235 53H237V52L235 51V52H234V55H235ZM14 54H15V53H14ZM19 54H20V53H19ZM42 54H43V53L41 52V55H42ZM67 54H68V53H67ZM101 54H102V53H101ZM104 54H105V52H104ZM104 54H103V55H104ZM129 54H130V53H129ZM183 54H184V52H183ZM187 54H189V53L187 52ZM196 54H197V53H196ZM204 54H206V53H204ZM204 54H203V55H204ZM44 55H43V56H44ZM70 55H71V54H70ZM75 55H77V54H75ZM106 55H107V54H106ZM127 55H128V54H127ZM141 55H142V54H141ZM184 55L186 56V54H184ZM199 55H200V54H199ZM221 55H222V54H221ZM47 56H48V55H47ZM66 56H67V55H66ZM73 56H74V55H73ZM120 56H119V57H120ZM131 56H132V55H131ZM185 56H184V57H185ZM187 56H189V55H187ZM200 56H202V55H200ZM204 56H205V55H204ZM229 56H230V55H229ZM23 57H24V58H23ZM67 57H68V56H67ZM104 57H105V56H104ZM106 57H107V56H106ZM129 57H130V56H129ZM221 57L223 58V55L220 56V60H221ZM227 57H228V55H227ZM61 58H62V57H61ZM107 58H108V57H107ZM137 58H139V56H138V57L136 56L134 59H137ZM182 58H183V57H182ZM0 59H1V58H0ZM3 59H4V58H3ZM3 59H2V60H3ZM13 59H14V58H13ZM34 59H37V58L35 57ZM66 59H67V58H66ZM104 59H105V58H104ZM145 59H146V58L143 59V57L141 58V60H145ZM178 59H179V58H178ZM187 59H188V58H187ZM190 59H191V58H190ZM223 59H224V58H223ZM11 60H12V59H11ZM11 60H10V61H11ZM29 60H30V59H29ZM29 60H27V62H28ZM105 60H106V59H105ZM8 61H9V60H8ZM35 61H36V60H35ZM37 61H38V60H37ZM102 61H104V60H102ZM136 61H137V60H136ZM138 61H139V60H138ZM138 61H137V62H138ZM0 62H1V61H0ZM2 62H3V61H2ZM4 62H6V61H4ZM27 62H26V64H27ZM29 62H30V61H29ZM63 62H64V59L62 58V59H60L58 62L54 63L55 65L53 64V66H54L55 68L57 67V68L59 69L58 66L61 65ZM121 62H123V61H121ZM133 62L135 63V61H132L131 64H133ZM137 62H136V63H137ZM139 62H140V61H139ZM139 62H138V63H139ZM164 62H165V61H164ZM167 62H170V61H167ZM167 62H165V64H167ZM173 62H174V61H173ZM178 62H179V61H178ZM188 62H189L190 65H193V69H194V67H203V66H204V63H203V64H199L200 62H199L198 60L196 61V59H195V61H193V62H191V60H189ZM198 62H199V63H198ZM17 63H18V62H17ZM20 63H21V62H20ZM119 63H120V62H119ZM136 63H135V64H136ZM176 63H177V62H176ZM180 63H181V62H180ZM186 63H187V62H186ZM201 63H202V62H201ZM22 64H23V63H22ZM29 64H30V63H29ZM71 64H72V62H71ZM120 64L123 65V63H120ZM128 64H130V63H128ZM139 64H140V63H139ZM139 64H136V65H139ZM162 64H163V63H162ZM178 64H179V63H178ZM178 64H177V65H178ZM181 64H182V63H181ZM189 64H188V65H189ZM206 64H208V63H206ZM206 64H205V65H206ZM31 65H32V64H31ZM126 65H127V64H126ZM133 65H134V64H133ZM133 65H130L131 68H132ZM141 65H143V64H141ZM22 66H23V65H22ZM22 66H21V67H22ZM25 66H27V65H25ZM25 66H23L22 68H26ZM62 66H63V65H62ZM62 66H61V67H62ZM77 66H78V65H76L75 67H77ZM115 66H117V65L115 64ZM118 66L120 67L119 64H118ZM127 66H128V65H127ZM160 66H161V65H160ZM175 66H176V65H175ZM178 66H179V65H178ZM182 66H183V65H182ZM29 67H30V65H29ZM29 67H27V68H29ZM54 67H53V69H55ZM110 67H111V66H110ZM112 67H113V66H112ZM137 67H138V66H137ZM213 67H214V66H213ZM77 68H79V67H77ZM116 68H117V67H116ZM126 68H127V67H126ZM126 68H125V69H126ZM138 68H139V67H138ZM138 68H137V70L140 69V71H141V68H139V69H138ZM50 69H51V68H50ZM61 69H62V68H61ZM110 69H111V68H110ZM110 69H109L108 71H110ZM119 69H120V68H119ZM203 69H204V68H203ZM208 69H209V68H208ZM210 69H211V67H210ZM25 70H26V69H25ZM74 70H75V68H74ZM74 70L72 71L73 73H74ZM78 70H79V69H78ZM104 70H103V71H104ZM122 70H123V69H122ZM129 70H130V69H129ZM132 70H133V69H132ZM132 70H130V71H132ZM134 70H135V69H134ZM137 70H136V71H137ZM189 70H190V72L192 71L191 68H190ZM189 70H187V71L189 72ZM108 71H107L106 73H108ZM111 71H113V70L111 69ZM114 71H115V69H114ZM130 71H128V72L130 73ZM194 71H195V70H194ZM78 72H79V71H78ZM78 72L75 71V73H77V74L80 75V72H79V73H78ZM120 72H122V71H120ZM125 72H127V71H125ZM132 72H133V71H132ZM132 72H131V74H132ZM73 73H72V74H73ZM110 73H111V72H110ZM112 74H113V73H112ZM116 74H117V73H116ZM134 74H135V73H134ZM137 74H138V73H137ZM151 74H153V73L151 72ZM181 74L183 75V73H181ZM181 74H180V75H181ZM184 74H185V73H184ZM186 74H187V73H186ZM186 74H185V75H186ZM107 75H108V74H107ZM107 75H106V77H107ZM109 75H111V74H109ZM140 75H141V74L139 73V76H140ZM172 75H174V72H172V70H171V71L164 72L161 76L157 75L158 80H157V79L154 80L153 77H152V78H149V79H150V80H149L150 82H152L153 80H154V81H153V83H151V88H149V90L147 91V95H148V94H149L148 96H150V95H155L154 92H155V91L157 92V88H156L155 86L158 85V82H159V81H163V83H165V84H166V83L168 84V82H172V83H173V82H175V81L179 83L180 78H179L178 76H176V75H175L176 77H175V76L173 77ZM180 75H179V76H180ZM182 75H181V77H182ZM73 76H75V75L73 74ZM104 76H105V75H104ZM124 76H125V74H124ZM126 76H127V75H126ZM128 76H129V78L131 79L130 74H129ZM153 76H154V75H153ZM76 77H77V76H76ZM79 77H80V76H79ZM110 77H111V76H110ZM113 77H115L114 74H113L112 78H113ZM132 77H133V75H132ZM185 77H186V76H185ZM133 78L135 79V76H134ZM139 78H140V77H139ZM136 79H137V78H136ZM183 79H184V78H183ZM183 79H182V80H183ZM79 80H80V79H79ZM93 80H92V81H93ZM132 80H133V79H132ZM132 80H130V81H132ZM182 80H181V81H182ZM127 81H128V79L126 80V82H127ZM130 81H129V82H130ZM90 82H91V81H90ZM155 82H156V83H155ZM127 83H128V82H127ZM163 83H161V84H163ZM132 84H133V83H132ZM261 84H262V83H261ZM263 84H264V83H263ZM163 85H164V84H163ZM163 85H162V86H163ZM165 86H167V85H164V87H165ZM259 86H260V85H259ZM263 86H264V85H263ZM114 88H115V87H113V89H114ZM155 88H156V89H155ZM162 89H164V88H162ZM263 89H264V88H262V90H263ZM159 91H160V90H159ZM159 91H158V93H156V95L159 94ZM163 91H164V90H163ZM201 91L204 92L203 90H201ZM256 91H257V90H256ZM160 92H161V91H160ZM199 92H200V91H199ZM199 92H198V93H199ZM206 92H207V91H206ZM260 92H261V91H260ZM161 93H163V92H161ZM211 93H212V91H211ZM257 93H258V92H257ZM261 93H262V92H261ZM202 94H203V93H201V95H202ZM255 94H256V93H255ZM258 94H259V93H258ZM156 95H155V96H156ZM196 95H197V94H196ZM209 95H210V94H209ZM226 95H227V94H226ZM228 95H229V93H228ZM145 96H146V95H145ZM198 96H199V95H198ZM202 96H203V95H202ZM207 96H208V95H207ZM207 96L205 97V99L207 98ZM213 96H214V95H213ZM221 96H225V94H224V95L222 94ZM229 96H230V95H229ZM231 96H232V94H231ZM231 96H230L229 98H231ZM140 98H142V97H140ZM143 98H144V96H143ZM149 98H151V97H149ZM198 98H199V97H198ZM215 98H216V97H215ZM227 98H228V97H227ZM232 98H233V96H232ZM237 98H238V97H237ZM147 99H148V98H147ZM147 99H146V100H147ZM190 99H191V97H190ZM193 99H194V98H193ZM75 100H77V98H75ZM80 100H81V99H80ZM80 100H79V102H80ZM159 100H160V99H159ZM188 100H189V98H188ZM218 100H219V99H218ZM236 100H238V99H236ZM196 101H197V100H196ZM201 101H203V100H202V97H201ZM232 101H233V100H232ZM72 102H73V101H72ZM72 102H71V103H72ZM77 102H78V101H77ZM158 102H159V101H158ZM160 102H161V100H160ZM186 102H187V101H186ZM194 102H195V101H194ZM218 102H221V101L219 100ZM218 102H217V103H218ZM241 102H242V101H241ZM68 103H69V102H68ZM156 103H157V102H156ZM161 103H162V102H161ZM184 103H185V102H184ZM197 103L199 104V102H197ZM197 103H193V101H190V102L188 101V103L185 105V109H186V110L194 109V108L196 107L195 104H197ZM201 103H202V102H200V104H201ZM206 103H207V101H206ZM221 103H222V102H221ZM239 103H240V102H239ZM243 103H245V104H243ZM243 103L240 104V105H243V106H241L242 110H243L244 108L246 109V107H249L250 111H254V110H258L259 107H260L261 105L264 106V102H263L262 100H260V98H259L258 96H257V97L255 96L254 101H249L248 104H247L246 102H243ZM74 104H75V103H74ZM74 104H73V105H74ZM164 104H165V103H164ZM166 104H167V102H166ZM168 104H169V103H168ZM200 104H199V105H200ZM204 104H205V102H204ZM246 104H247V105H246ZM67 105H68V104H67ZM67 105H66V106H67ZM161 105H162V104H161ZM180 105H181V104H180ZM207 105H208V104H207ZM224 105H226V104H224ZM236 105H237V104H236ZM238 105H239V104H238ZM244 105H245V106H244ZM71 106H72V105H71ZM101 106H102V105H101ZM136 106H137V105H136ZM183 106H184V105H183ZM203 106H204V105H203ZM203 106H202V104H201V107L203 108V110H201L202 113H203V111L205 110V109H204L205 107H203ZM205 106H206V105H205ZM60 107H62V106H60ZM63 107H64V106H63ZM67 107H69V106H67ZM67 107H66V108H67ZM77 107H78V106H77ZM104 107H105V106H104ZM137 107H138V106H137ZM137 107H136V108H137ZM139 107H140V105H139ZM180 107H181V106H180ZM180 107H179V109L182 108V110H184V107H181V108H180ZM70 108H71V107H70ZM82 108H83V106H82ZM84 108H85V107H84ZM102 108H103V107H102ZM67 109H68V111H69V108H67ZM71 109H74V108H71ZM104 109H106V108H104ZM123 109H124V108H123ZM123 109H122V110H123ZM127 109H128V108H127ZM130 109H132V107H131ZM134 109H135V108H134ZM134 109H133V110H134ZM137 109H138V108H137ZM245 109H244V110H245ZM53 110H55V109L53 108ZM56 110H57V109H56ZM198 110H199V109H198ZM198 110H197V111H198ZM210 110H211V109H210ZM210 110L207 109L208 112H209ZM242 110H241V112H242ZM246 110H248V108H247ZM60 111H61V110H60ZM82 111H83V110H82ZM82 111H81V112H82ZM86 111H87V110H86ZM86 111H84V112H86ZM95 111H96V110H95ZM127 111H128V110H127ZM129 111H131V110H129ZM129 111H128V112H129ZM184 111H185V110H184ZM184 111H183V113H184ZM193 111H194V110H193ZM201 111L199 110L197 113H195L196 115H195L194 118H196V116L198 115V113L200 114ZM248 111H249V110H248ZM248 111H247V113L249 114L250 112H248ZM56 112H57V111H56ZM63 112H64V111H63ZM63 112L61 111L62 114H63ZM66 112H67V111H66ZM71 112H72V111H70V113H71ZM84 112H83V113H84ZM90 112H91V111H90ZM93 112H94V110H93ZM93 112H92V113H93ZM123 112H124V111H123ZM185 112H186V111H185ZM190 112H191V111H190ZM195 112H196V111H195ZM210 112H211V111H210ZM237 112L240 113V110H238ZM244 112H246V111H244ZM244 112H243V113H244ZM255 112H256V111H255ZM52 113H53V112H52ZM54 113H55V112H54ZM54 113H53V114H54ZM58 113H59V110H58ZM61 113H60V114H61ZM87 113H88V111H87ZM130 113H131V112H130ZM183 113H182V114H183ZM192 113H193V112H192ZM211 113H212V112H211ZM211 113H209V114H211ZM213 113H214V112H213ZM247 113H245V114H247ZM256 113H257V112H256ZM256 113H255V114H256ZM258 113H259V111H258ZM0 114H1V113H0ZM68 114H69V113H68ZM73 114H74V113H73ZM80 114H81V113H79V115H80ZM84 114H85V113H84ZM84 114H83V115H84ZM118 114L120 115V113H118ZM123 114H124V113H123ZM123 114H122V112H121V115H123ZM127 114H128V113H127ZM205 114H206V113H205ZM248 114H247V115H248ZM66 115H67V114H65V115L63 116V118L66 117ZM188 115H190V114H188ZM200 115H201V114H200ZM252 115L255 116L253 113H252ZM252 115L249 114L250 117H251ZM0 116H2V115H0ZM54 116H56V115H54ZM57 116H58V114H57ZM73 116H75V117H77V118L79 117L78 114H77V116H76V115H73ZM190 116H191V115H190ZM192 116H194V115H192ZM202 116H204V114H203ZM202 116H201V117H202ZM211 116H212V115H211ZM211 116H210V118H211ZM245 116H246V115H245ZM59 117H60V116H59ZM70 117H72V115L69 114V116H67L66 118H64V119H62V120H61L60 118H58V119H60L59 121L62 122V121L65 120V119H71ZM75 117H74V118H75ZM83 117H84V116H83ZM83 117H82V118H83ZM122 117L124 118V116H122ZM197 117H199V115H198ZM1 118H2V117H1ZM80 118H81V117H80ZM118 119H119V118H118ZM196 119H197V118H196ZM200 119H201V118H200ZM202 119H203V118H202ZM78 120H79V119H78ZM204 120H205V119H204ZM209 120H211V119H209ZM200 121H201V120H200ZM205 121H206V120H205ZM207 121H208V120H207ZM211 121H212V120H211ZM63 122H64V121H63ZM63 122H62V123H63ZM66 122H68V121H66ZM77 122H78V121H77ZM5 123H6V122H5ZM62 123H60V125H62ZM204 123H205V122H204ZM214 123H215V122H213L212 125H211V123H210L211 127H210L209 125H208L209 127H207V125H206L207 123H206L204 126H202V125H203V124H202V125H201L202 127L199 126V127L201 128V130H199V131H200V132H199V135H200L199 138H210L211 136H213V134L215 133V129H213V127H214V126H213ZM0 124H1V123H0ZM7 124H8V123H7ZM67 124H68V123H67ZM72 125H73V124H72ZM9 126H10V125H9ZM74 126H75V123H74ZM122 126H124V125H122ZM122 126H120L119 128H121ZM212 126H213V127H212ZM2 127H3V126H2ZM7 127H8V126H7ZM72 127H73V126H72ZM72 127H71V128H72ZM129 127H130V126H129ZM199 127L197 128V130L199 129ZM4 128L6 129V127H4ZM23 128H24V127L20 128V129H23ZM62 128H63V127H62ZM71 128H70V129H71ZM74 128H75V127H74ZM76 128H77V127H76ZM124 128L126 129V128H128V126H125V127L121 128V129L123 130ZM1 129H3V128H1ZM14 129H15V128H14ZM68 129H69V128H68ZM6 130H7V129H6ZM15 130H19V129H15ZM118 130H119V129H118ZM128 130H129V129H128ZM197 130H195V131H197ZM63 131H65V130H63ZM66 131H67V130H66ZM69 131H70V130H69ZM125 131H126V130H125ZM8 132H9V131H8ZM24 132H25V129H24ZM96 132H97V131H96ZM6 133H7V132H6ZM17 133H18V132H17ZM62 133H63V132H62ZM128 133H129V132H128ZM190 133H191V132H190ZM4 134H5V133H4ZM10 134H13V133L11 132ZM18 134H19V133H18ZM56 134H57V133H56ZM59 134H60V133H59ZM63 134H64V133H63ZM63 134H62V135L60 134V135H61V136H64ZM66 134H67V133H66ZM70 134H71V133H70ZM70 134H69V135H70ZM195 134H196V133H195ZM1 135H2V133H1ZM7 135H8V134H7ZM14 135L16 136L17 134L14 133ZM14 135H13V136H14ZM67 135H68V134H67ZM67 135H66V136H67ZM122 135H124V134H122ZM125 135H126V133H125ZM125 135H124V136H125ZM184 135H185V134H184ZM3 136H4V135H3ZM9 136H10V135H9ZM11 136H12V135H11ZM13 136H12V137H13ZM19 136L21 137L20 140H22L23 138H22L21 134H20ZM19 136H17V137H19ZM192 136H193V135H192ZM196 136H197V135H196ZM196 136L194 135L195 138H196ZM0 137H1V136H0ZM12 137H10V138H12ZM17 137H16V138H17ZM20 137H19V138H20ZM53 137H54V136H53ZM4 138H5V137H3L2 139L4 140ZM19 138H18V139H19ZM51 138H52V137H51ZM62 138H63V137H62ZM121 138H122V137H121ZM181 138H182V137H181ZM181 138H180V139H181ZM188 138H189V137H188ZM6 139H7V141L10 140V139H8V138H6ZM13 139H14V138H13ZM13 139L10 140V141H13ZM55 139H56V138H54V139H52V140L54 141ZM171 139H172V138H171ZM171 139H170V140H171ZM15 140H16V139H15ZM20 140H19V141H20ZM23 140H24V139H23ZM23 140H22V141H23ZM59 140H61V139H59ZM149 140H150V139H149ZM161 140H162V139H161ZM163 140H164V139H163ZM163 140H162V141H163ZM173 140H174V139H173ZM173 140H172V141H173ZM182 140H183V139H182ZM186 140H187V139H186ZM186 140H185V141H186ZM198 140H199V139H198ZM202 140H203V139H202ZM1 141H2V140H1ZM4 141H5V140H4ZM17 141H18V140H17ZM19 141H18V142H19ZM22 141H20L19 143H22ZM24 141H25V140H24ZM39 141H40V140H39ZM55 141L57 142L58 140H55ZM62 141H63V140H61V142H62ZM156 141H157V140H156ZM159 141H160V140H159ZM159 141H158V142H159ZM176 141H177V140H176ZM178 141H180V140H178ZM204 141H205V140H204ZM14 142H16V141H14ZM14 142H11V144L14 143ZM36 142H37V141H36ZM36 142H34V143H35V145H36V148H38V147H37L38 145L36 144ZM50 142H51V141H50ZM180 142H181V141H180ZM1 143H2V142H1ZM3 143H4V142H3ZM6 143H7V142H6ZM6 143H4V144H6ZM8 143H9V142H8ZM38 143H39V142H38ZM41 143H42V141H41ZM62 143H63V142H62ZM142 143H143V142H142ZM156 143H157V142H156ZM161 143H162V142H161ZM161 143H160V144H161ZM164 143H165V142H164ZM164 143H163V144H164ZM181 143H182V142H181ZM14 144H15V143H14ZM23 144H24V142H23ZM43 144H44V143H43ZM63 144H64V143H63ZM63 144H62V145H63ZM9 145H10V143H9ZM9 145H8V146H9ZM15 145H16V144H15ZM15 145H14V146H15ZM18 145H19V144H18ZM20 145H21V144H20ZM29 145H30V144H29ZM35 145H33V146H35ZM40 145H41V144H40ZM40 145H39V147L41 148L42 145H41V146H40ZM56 145H57V143H56ZM56 145H54L53 147H50V148H54ZM128 145H129V144H128ZM133 145H134V143H133ZM158 145H159V144H158ZM161 145H162V144H161ZM165 145L167 146L168 151L172 148V144L170 145L169 143H167V144H165ZM8 146H7V147H8ZM25 146H26V141H25ZM64 146H65V145H64ZM64 146H63V147H64ZM156 146H157V144H156ZM166 146H165V147H166ZM174 146H175V145H174ZM178 146H179V145H178ZM10 147H11V146H10ZM10 147H8V148H10ZM12 147H13V146H12ZM22 147H23V146H22ZM31 147H32V146H31ZM42 147H43V146H42ZM45 147H46V146H45ZM45 147H43L42 153H44L43 151L46 150V149H44ZM63 147H62V148H63ZM84 147H85V146H84ZM133 147H134V146H133ZM152 147H153V145H152ZM34 148H35V147H34ZM34 148H33V149H34ZM50 148H48V149H50ZM55 148H56V147H55ZM55 148H54V149H55ZM60 148H61V147H60ZM60 148H59V149H60ZM65 148H66V147H65ZM85 148H86V147H85ZM89 148H90V147H88L87 149H89ZM154 148H155V143H154ZM173 148H174V147H173ZM175 148H177V147H175ZM12 149H14V148H12ZM12 149H11V150H12ZM16 149H19V148L17 147V148H15V150H16ZM24 149H25V148L23 147V148H20L18 151H19V152H22V151L24 152ZM41 149H42V148H41ZM48 149H47V150H48ZM26 150H27V149H26ZM57 150H58V149H57ZM63 150H65V149H63ZM137 150H138V149H137ZM165 150H166V149H165ZM12 151H13V150H12ZM16 151H17V150H16ZM16 151H13V152H15V154H16ZM37 151H38V150H37ZM39 151H41V150L39 149ZM139 151H140V150H139ZM170 151H171V150H170ZM19 152H17V156L20 154ZM46 152H47V151H46ZM46 152H45V153H46ZM48 152H49V151H48ZM88 152H91V151L88 150ZM88 152H87V153H88ZM166 152H167V151H166ZM18 153H19V154H18ZM45 153H44V154H45ZM85 153H86V152H85ZM139 153H140V152H139ZM160 153H161V152H160ZM167 153H168V152H167ZM167 153H165V154H167ZM15 154H14V156H15ZM39 154H40V153H39ZM46 154H47V153H46ZM89 154H90V153H89ZM162 154H164V153L162 152L161 155H162ZM254 154H256V153H254ZM35 155H36V154H35ZM40 155H41V154H40ZM84 155H85V154H84ZM141 155H143V154H141ZM251 155L253 156V153H251ZM43 156H45V155H43ZM43 156H42V157H43ZM139 156H140V155H139ZM159 156H160V154H157V151H156L155 149L152 148L151 150L149 149V151L146 153V156H145V159H144V160H145V162H147V163H149V162H153V161H155V160H158V159L160 158ZM208 156H209V155H208ZM249 156H250V155H249ZM257 156H258V155H257ZM39 157H40V156H39ZM240 157L243 158V156H240ZM247 157H248V156H244L243 159H244V160H245V158L248 159ZM33 158H35V157H33ZM45 158H46V156H45ZM45 158H44V161H45ZM141 158H143V157H141ZM250 158H251V157H250ZM253 158L255 159V155H254ZM256 158H257V157H256ZM48 159H49V157H48ZM203 159H204V155H203ZM208 159H209V157H208ZM208 159H207V160H208ZM251 159H252V158H251ZM42 160H43V159H42ZM140 160H141V159H140ZM142 160H143V159H142ZM204 160H205V159H204ZM204 160H203V162L206 163L207 161H204ZM238 160H241V159L238 158ZM244 160H242L241 162L243 163ZM250 161H251V160H250ZM155 162H157V161H155ZM155 162H154V163H155ZM236 162H237V161H236ZM238 162H239V161H238ZM241 162H239V163H241ZM256 162H258V161H256ZM256 162H255V163H256ZM35 163L37 164V162H35ZM38 163L41 164L40 162H38ZM49 163H50V160H49ZM234 163H235V161H234ZM244 163H245V162H244ZM248 163H249V162H248ZM252 163H254V161H252ZM28 164H29V163H28ZM31 164H32V162H31ZM36 164H33V165H34L36 168L39 167V166H36ZM44 164H45V163H44ZM47 164H48V162H47ZM203 164H204V163H203ZM207 164H208V163H207ZM235 164H236V163H235ZM250 164H251V162H250ZM33 165H30V167L27 165L26 168L33 169V168H31V166L34 167ZM41 165H42V164H41ZM50 165H51V164H50ZM151 165H153V164H151ZM251 165H252V164H251ZM253 165H254V164H253ZM205 166L207 167L208 165H205ZM231 166H232V165H231ZM237 166H240V164L237 165ZM241 166H243V165L241 164ZM241 166H240V167H241ZM245 166H246V165H245ZM249 166H250V165H249ZM255 166H256V165H255ZM35 167H34L33 170L36 169ZM49 167H50V166H49ZM203 167H204V165H203ZM235 167H236V165H235ZM253 167H254V166H253ZM253 167H251V169H254V168H255V167H254V168H253ZM24 168H25V167H24ZM43 168H44V167H43ZM246 168H248V165H247L245 168H242V169H241V168H238V167H237V168H234V166H233L232 169L230 168V171H231V172H230L231 178H234V179H235V177L238 178V176L242 175V174H240V171H242V170H244V169H246ZM256 168H257V167H256ZM21 169H23V168H21ZM75 169H76V168H75ZM198 169H199V168H198ZM204 169H205V168H204ZM206 169H207V168H206ZM209 169H210V168H209ZM248 169H249V168H248ZM24 170H25V169H23V171H24ZM43 170H44V169H43ZM51 170H52V169H51ZM199 170H200V169H199ZM257 170H258V169H257ZM29 171H30V170H29ZM29 171H28V172H29ZM47 171L49 172V170H47ZM254 171H255V170H254ZM20 172H21V170H20ZM33 172H34V174L36 173V171H33ZM41 172H44V171H41ZM51 172H53V171H51ZM197 172H198V171H197ZM228 172H229V171H228ZM228 172H227V173H228ZM22 173H23V172H22ZM38 173L41 174L40 172H38ZM203 173H204V170L202 171V174H203ZM227 173H226V174H227ZM256 173H257V171H256ZM25 174H26V173H25ZM27 174H28V173H27ZM29 174H30V173H29ZM36 174H37V173H36ZM39 174H38V175H39ZM43 174H44V173H43ZM196 174H197V173L194 174V178H195ZM202 174H201V175H202ZM204 174H205V173H204ZM226 174H225V175H226ZM239 174H240V175H239ZM244 174H247V173H244ZM252 174H253V173H252ZM21 175H22V174H21ZM21 175H20V176H21ZM32 175H33V174H32ZM38 175H37V176H38ZM41 175H42V174H41ZM47 175H48V174H47ZM57 175H58V174H57ZM57 175H56V176H57ZM230 175H228V176H230ZM250 175H251V174H250ZM29 176H31V175H29ZM39 176H40V175H39ZM50 176L52 177V175H50ZM56 176H55V177H56ZM253 176H254V175H253ZM253 176H252V177H253ZM27 177H28V176H27ZM33 177L35 178V175H33ZM48 177H49V176H48ZM84 177H85V176H84ZM107 177H108V176H107ZM107 177H105V178H107ZM198 177H199V176H198ZM198 177H197V178H198ZM203 177H205V176H203ZM241 177H242V176H240V178H241ZM246 177H247V175H246ZM248 177H249V175H248ZM31 178H32V177H31ZM31 178H30V179H31ZM46 178H47V176H46ZM81 178H82V177H81ZM85 178H86V177H85ZM109 178H110V176H109ZM199 178H201V176H200ZM205 178H206V177H205ZM227 178H229V177H227ZM242 178H243V177H242ZM249 178H250V177H249ZM253 178H254V177H253ZM253 178H252V179H253ZM21 179H22V178L20 177V181H21ZM23 179H24V177H23ZM30 179L28 178V180H30ZM42 179H43V178H42ZM48 179H49V178H48ZM48 179H47V180H48ZM101 179H102V178H101ZM107 179H108V178H107ZM207 179L209 180L210 178L207 177ZM229 179H230V178H229ZM247 179H248V178H247ZM250 179H251V178H250ZM25 180H26V179H25ZM28 180H26V181L28 182ZM47 180H46V181H47ZM50 180H51V179H50ZM52 180H54V179H52ZM98 180H100V179H98ZM198 180H199V179H198ZM198 180H196V181L198 182ZM202 180H203V179H202ZM208 180H207V181H208ZM232 180H233V179H232ZM244 180H245V178H244ZM31 181H32V180H31ZM31 181H30V182H31ZM46 181H45V182H46ZM83 181H84V180H83ZM108 181H109V180H108ZM196 181H195V183H197ZM199 181H200V180H199ZM204 181H205V180H204ZM204 181H202V183H203ZM235 181H237V182L234 183V185H233V184H232V186L229 185L230 187H228L227 190L224 191V195L222 194L224 197H230V196L232 197V196L235 195L238 191H240V187L243 185L242 182H241V179H240V180H235ZM242 181H243V180H242ZM247 181H248V180H247ZM250 181H251V180H250ZM250 181H249V182H250ZM1 182H2V180H0V183H1ZM22 182H23V180H22ZM34 182H35V179H34ZM37 182H39V181H37ZM40 182H41V180H40ZM53 182H54V181H53ZM97 182H98V181H97ZM244 182H245V181H244ZM3 183H5V182L3 181ZM24 183H25V181H24ZM43 183H44V182H43ZM43 183H42V184H43ZM51 183H52V182H51ZM98 183H99V182H98ZM101 183H104V182H101ZM200 183H201V182H200ZM229 183H230V182H229ZM245 183H247V182H245ZM258 183H259V185H260V183H263V182L261 181V182H258ZM36 184H37V183H35V185H36ZM48 184H50V183H48ZM48 184H47V185H48ZM54 184H55V183H54ZM198 184H199V183H198ZM227 184H228V182H227ZM227 184L224 185V186H227ZM235 184H236V185H235ZM251 184H252V183H251ZM0 185H1V184H0ZM3 185H4V184H3ZM24 185H25V184H24ZM33 185H34V184H33ZM40 185H41V184H40ZM244 185H246V187H247V184H244ZM254 185H255V184H254ZM54 186H55V185H54ZM195 186H196V185H195ZM21 187H22V186H21ZM41 187L44 188V186H41ZM248 187H249V186H248ZM253 187H254V186H253ZM255 187H256V186H255ZM259 187H263V188H264V184H262V186H259ZM0 188H1V186H0ZM4 188H5V186H4ZM23 188H24V187H23ZM38 188H39V187H38ZM45 188H46V186H45ZM48 188H50V187H48ZM242 188H243V187H242ZM249 188H250V187H249ZM1 189H2V188H1ZM21 189H22V188H21ZM51 189H53V188H51ZM194 189L196 190V188H194ZM238 189H239V190H238ZM2 190H5V189H2ZM22 190H23V189H22ZM22 190H21V191H22ZM38 190H39V189H38ZM45 190H46V189H45ZM187 190H188V189H187ZM198 190H199V189H198ZM237 190H238V191H237ZM242 190L244 191V189H242ZM242 190H241V191H242ZM262 190H263V189H262ZM40 191H42V189H40ZM43 191H44V190H43ZM196 191H197V190H196ZM249 191H250V190H249ZM1 192H2V191H1ZM17 192H19V191H17ZM23 192H24V191H23ZM26 192H27V191H26ZM26 192H25V193H26ZM36 192H37V191H36ZM51 192H52V191H51ZM51 192H50V193H51ZM188 192H189V190H188ZM188 192H187V194L192 195L191 193H188ZM190 192H191V191H190ZM222 192H223V191H222ZM245 192H247V190H245ZM2 193H3V192H2ZM5 193H6V192H5ZM11 193H12V192H11ZM11 193H10V194H11ZM29 193H30V192H29ZM41 193L43 194V192H41ZM46 193H47V192H46ZM196 193H197V192H196ZM201 193H202V192H201ZM248 193H250V192H248ZM263 193H264V192H263ZM263 193H262V194H263ZM13 194H15V193H13ZM33 194H34V193H33ZM39 194H40V192H39ZM48 194H49V193H48ZM4 195H5L4 193H3V195L1 194V196H4ZM20 195H21V194H20ZM22 195H24V193H23ZM31 195H32V194H31ZM34 195H35V194H34ZM36 195H38V194L36 193ZM36 195H35V196H36ZM50 195H51V194H50ZM193 195H195V194H193ZM197 195H199V194H197ZM238 195H241V194H237V196H238ZM5 196H6V195H5ZM5 196H4V197H5ZM18 196H19V195H18ZM18 196L15 197V200H13V201L16 202V203L21 202V201L24 199L22 196H21V197H18ZM42 196H43V195H42ZM44 196H45V195H44ZM220 196H221V195H220ZM235 196H236V195H235ZM243 196H244V198H245V195H243ZM243 196H242V197H243ZM249 196L251 197V194L248 195V197H249ZM4 197H3V198H4ZM9 197H12V194H11ZM9 197H8V199H9ZM193 197H194V196H192V199H193V200H196V197H197V196H195V199H194ZM224 197H223V198H224ZM231 197H230V198H231ZM242 197H240V199H241ZM250 197H249V199H250ZM0 198H1V197H0ZM13 198H14V197H13ZM26 198H27V197H26ZM183 198L185 199V196H184ZM244 198H243V199H244ZM6 199H7V196H6ZM11 199H12V198H11ZM181 199H182V197H181ZM186 199H187V195H186ZM224 199H225V198H224ZM246 199H247V198H246ZM0 200H3V199H0ZM4 200H5V199H4ZM4 200H3V201H4ZM220 200H221V199H220ZM250 200H251V199H250ZM250 200H249V201H250ZM3 201H2V202H3ZM6 201H7V200H6ZM6 201H5V202H6ZM179 201H181V200L179 199ZM179 201H177V202H179ZM186 201L190 202V200H186ZM221 201H223V203L225 202L224 200H221ZM240 201H241V200H240ZM249 201H248V202H249ZM14 202H13V204H14ZM177 202H176V204H177ZM181 202H182V201H181ZM194 202H195V201H194ZM194 202L192 201V205H193ZM237 202L239 203V201H237ZM16 203H15V204H16ZM5 204H6V203H5ZM181 204H182V203H181ZM181 204H180V205H181ZM225 204H226V202H225ZM225 204H224V205H225ZM246 204H247V203H246ZM249 204H250V203H249ZM3 205H4V204H3ZM182 205H186V206H187L188 203H187V204H184V203H183ZM190 205H191V202H190ZM190 205H189V206H190ZM237 205H238V204H237ZM4 206H6V205H4ZM7 206H8V205H7ZM9 206H10V205H9ZM189 206H188V207H189ZM238 206H239V205H238ZM238 206H237V207H238ZM240 206H242V205L240 204ZM248 206H249V205H248ZM1 207H2V206H1ZM173 207H176V208H175V211L173 212L174 214H172V216H171V218H172L171 220H172V221L170 220V222H171V223L173 222L174 225H173V224H170V223H168L167 226L165 225V228H164V229L162 228V230H164L163 233H165V232H169V231H171V233H172L173 229H175L174 226H177V225H178L177 228L179 227V229H180V228H182V227H180V225H184V226H185V225H188V226H189V223H191V222H190V221L192 220L191 212L194 211V210H192V211H191V209H186V210H184V209H183V206H178V207H177V206L175 205V206H173ZM188 207H187V208H188ZM192 207H193V206H191V208H192ZM219 207H220V206H219ZM219 207H218V209H219ZM243 207H245V205H244ZM5 208H6V207H5ZM10 208H11V207H10ZM184 208H185V207H184ZM224 208H227V206L224 207V206L222 205V208H221V209H222L223 211L225 210ZM240 208H241V207H240ZM240 208H238V210H237L236 218H237V217H238L239 219L241 218L240 220H241V221H244V222H240L239 220H238V221H239L240 223H243L242 225L245 226L246 228L244 227L245 230H243L244 228L242 229V225H241V229H242L243 231H240V232H239V230L235 232V231L233 230L234 228H233V229H232V228H231V229L228 228V229L231 231L230 234H229V238H228V239H230L229 243H232V244L234 245V247H235V245H236V246H240L239 249H242V248H243V247L241 248V246L243 245L244 241H245V243H246V241H248V240L250 241V242H248V243H246V244L254 243V245H256L255 243H257L256 246H253V245H252V246H253V250H252V251H254V252H252L251 256H250L249 253H247V254H249V256H250L251 258H256V259H257L256 261L264 262V257L261 258L262 256H264V248H259V246H261V245L258 246L259 241H258V239H257V237H262V238H261V241L263 240V242H264V215L255 214V216L253 217V219H249V221H247V219H246V221H245L243 218H245L247 215L244 217L243 209L240 210ZM221 209H220V210H221ZM236 209H237V208H236ZM173 210H174V209H173ZM213 210H214V209H213ZM5 211H6V209H5ZM216 211H217V210H216ZM171 212H172V211H171ZM245 212H246V210H245ZM192 213H193V212H192ZM216 213H217V212H216ZM221 213H222V212H221ZM257 213H258V212H257ZM214 214H215V210H214V212H213L212 215H214ZM0 215H1V214H0ZM2 215H3V213H2ZM218 215H220V214H218ZM218 215H217V216H218ZM222 215H224V213H223ZM226 215H228V214H226ZM169 216H170V214H169ZM190 216H191V218H190ZM193 216H194V213H193ZM214 216H216V215H214ZM217 216H216V217H217ZM224 216H225V215H224ZM233 216H234V215H233ZM233 216H232V218H233ZM221 217H222V216L220 215V218H221ZM226 217H227V216H226ZM226 217H225V218H226ZM228 217H229V215H228ZM1 218H2V217H1ZM117 218H118V217H117ZM119 218H120V217H119ZM121 218H124V217H121ZM169 218H170V217H169ZM193 218H194V217H193ZM218 218H219V217H218ZM222 218H223V217H222ZM222 218H221V220H222ZM229 218H230V217H229ZM236 218H235V219H236ZM4 219H5V218H4ZM24 219H26V218L24 217ZM162 219H163V218H162ZM190 219H191V220H190ZM28 220H29V219H28ZM51 220H52V219H51ZM51 220H50V221H51ZM54 220H55V219H54ZM112 220H113V219H112ZM115 220H116V219H114L113 221L115 222ZM120 220H121V219H120ZM122 220L124 221V219H122ZM163 220L166 221V218L163 219ZM163 220H162V221H163ZM194 220H195V219H194ZM218 220H219V219H218ZM225 220H226V219H225ZM2 221H3V220H2ZM4 221H5V220H4ZM12 221H13V220H12ZM25 221H26V220H25ZM113 221H112V222H113ZM116 221L118 222V223H116V222H115V223H116V226L118 227V230H119V231H120L119 228L125 227V224H126V223H124V222L126 221V219H125L124 222H122V223H124V226H122V227H121V224H120L121 222H119V220H116ZM129 221H131V220H129ZM167 221H169V220L167 219ZM167 221H166V222H167ZM219 221H220V220H219ZM236 221H237V219H236ZM9 222H10V221H9ZM52 222H53V221H52ZM56 222H57V221H56ZM56 222L54 221L55 224H56ZM92 222H93V221H92ZM92 222H91V225H92ZM108 222H109V221H108ZM112 222H110V223H112ZM126 222H127V221H126ZM160 222H161V221H160ZM166 222H165V224H166ZM220 222H221V221H220ZM0 223H1V222H0ZM15 223H16V221H15ZM17 223H18V222H17ZM48 223H51V222H48ZM110 223H109V224H110ZM131 223H132V222H131ZM131 223H130V224H131ZM244 223H245L246 225H244ZM4 224H5V223H4ZM10 224H12V222H10ZM59 224H60V223H59ZM59 224H58V225H59ZM113 224H114V223H113ZM134 224H135V223H133V225H134ZM161 224H162V223H161ZM169 224H170V225H169ZM192 224H193V221H192ZM196 224H197V223H196ZM17 225H18V224H17ZM19 225H20V224H19ZM46 225H47L46 227H48V224H46ZM50 225H51V224H50ZM60 225H61V224H60ZM60 225H59V226H60ZM63 225H64V224H63ZM65 225H66V224H65ZM65 225H64V226H65ZM81 225H83V224H81ZM85 225H86V224H85ZM85 225H83V226H85ZM122 225H123V224H122ZM128 225H129V224H128ZM197 225H198V224H197ZM218 225H220V224H218ZM228 225H230V224H228ZM9 226H10V225H9ZM11 226H13V225H11ZM15 226H16V225H14V227H15ZM51 226H52V225H51ZM64 226H63V227H64ZM69 226H71V225H69ZM72 226H73V225H72ZM76 226H77V225H76ZM76 226H75V227H76ZM78 226H79V225H78ZM94 226H95V225H94ZM94 226H93V227H94ZM108 226H109V225H108ZM110 226H111V225H110ZM110 226H109V227H110ZM113 226H114V225L111 226V229L113 228ZM134 226H135V225H134ZM138 226H139V224H138ZM141 226L143 227V225H141ZM155 226L157 227V226H158V223H157V225H155ZM155 226H154V227H155ZM163 226H164V223H163ZM163 226H162V227H163ZM194 226H195V225H194ZM223 226H225L224 228H225V230L227 231L226 227H228V226H227V225H223ZM20 227H21V226H20ZM20 227H19V228H20ZM46 227H45V228H46ZM52 227H53V226H52ZM52 227H51V231L54 230V229H52ZM66 227L68 228L67 225H66ZM73 227H74V226H73ZM73 227H71V228H73ZM75 227H74V228H75ZM80 227H82V226H80ZM80 227H79V228H80ZM88 227H89V226H88ZM91 227H92V226H91ZM93 227H92V228H93ZM128 227H129V226H128ZM130 227H131V225H130ZM135 227L137 228V225H136ZM135 227H133V228H135ZM186 227H187V226H186ZM190 227H192V225H191ZM190 227H189V229H188L189 231H190ZM220 227H221V226H220ZM220 227H219V229H221ZM233 227H234V225H233ZM16 228H18V227H16ZM16 228H15V229H16ZM64 228H65V227H64ZM64 228H63V229H64ZM97 228H99V227H97ZM106 228H107V227H106ZM125 228L127 229V227H125ZM131 228H132V227H131ZM159 228H160V227H159ZM184 228H185V227H184ZM193 228H194V227H193ZM193 228H192V229H193ZM213 228H214V227H213ZM213 228H212V229H213ZM215 228L217 229L218 227H215ZM224 228H223V229H224ZM238 228H239V227H238ZM8 229H12V228H8ZM47 229H49V228H47ZM56 229H57V227H56ZM61 229H62V227H61ZM77 229H78V228H77ZM83 229H85V228H82V230H83ZM86 229H87V228H86ZM90 229H91V228H90ZM156 229H157V228H156ZM160 229H161V228H160ZM192 229H191V230H192ZM197 229H198V228L196 227V229H195V234H196V230H197ZM0 230H2V229H0ZM17 230H18V229H17ZM21 230H22V229H21ZM65 230H66V229H65ZM68 230H69V229H68ZM68 230H67V231H68ZM73 230H74V229H73ZM75 230H76V229H75ZM87 230H88V229H87ZM91 230H92V229H91ZM95 230H96V229H95ZM97 230H99V229H97ZM97 230H96V232H98ZM105 230H107V229H105ZM105 230H104V231H105ZM121 230H122V229H121ZM139 230H140V229H138V231H139ZM141 230H142V229H141ZM143 230H144V229H143ZM154 230H155V228H154ZM162 230H160V232H161ZM188 230H187V231H188ZM221 230H222V229H221ZM235 230H236V229H235ZM19 231H20V230H19ZM22 231H23V230H22ZM89 231H90V230H89ZM93 231H94V230H92V232H93ZM108 231H110V230H108ZM111 231L114 233L115 230H114V231L111 230ZM111 231H110V232H111ZM119 231H118V232H119ZM122 231H123V230H122ZM122 231H120V232L122 233ZM124 231H125V230H124ZM124 231H123V232H124ZM127 231H130V230H127ZM135 231H136V230H135ZM152 231H153V230H152ZM178 231H180V230H178ZM178 231H177V232H178ZM187 231H186V229H185V233H187ZM193 231H194V230H193ZM193 231H192V232H193ZM197 231H198V230H197ZM223 231H224V230H223ZM1 232H2V231H1ZM8 232H9V230H8ZM40 232H41V231H40ZM49 232H50V231H49ZM55 232H56V231H55ZM55 232H54V235L56 234ZM62 232H63V231H62ZM71 232H72V231H71ZM76 232H77V230H76ZM78 232H79V231H78ZM85 232H86V231H85ZM87 232H88V231H87ZM94 232H95V231H94ZM106 232H107V231H106ZM115 232L117 233V230H116ZM120 232H119V233H120ZM142 232H143V231H142ZM147 232H148V231H147ZM147 232H146V233H147ZM149 232H151V231H149ZM154 232H155V231H154ZM157 232H158V231H157ZM173 232H174V231H173ZM177 232H175V233H176V236H177ZM180 232H181V234H182V232H183V234H184V230H183V231L181 230ZM212 232H214V231H212ZM216 232H217V230H216ZM221 232H222V231H220V233H221ZM224 232H225V231H224ZM9 233H10V232H9ZM18 233H20V232H18ZM18 233H17V234H18ZM50 233H51V232H50ZM52 233H53V232H52ZM104 233H105V232H104ZM113 233H112V234L110 233V234L113 235ZM128 233H130V232H128ZM155 233H156V232H155ZM163 233H161V234L164 236ZM171 233H169V237H171V235H170ZM175 233H174V234H175ZM188 233L190 234V232H188ZM193 233H194V232H193ZM193 233H192V234H193ZM214 233H215V232H214ZM217 233H219V230H218ZM0 234H1V233H0ZM17 234H16V235H17ZM23 234H24V233H22V235H23ZM26 234H29V232H27ZM32 234H33V233H32ZM36 234H39V233L37 232ZM36 234H35L34 236H38V235H36ZM46 234H47V232H46ZM63 234H64V237L67 239L68 235H67L65 232H64ZM90 234H91V233H90ZM92 234H94V233H92ZM95 234H96V233H95ZM124 234H125V236H126L127 232H125ZM124 234H123V235H124ZM130 234H131V233H130ZM132 234H134V232H133ZM138 234H140V232H138ZM143 234H144V233H143ZM166 234H167V233H166ZM172 234H173V233H172ZM189 234H188V235H189ZM221 234L224 235V233H221ZM10 235H11V234H10ZM12 235H13V234H12ZM22 235H21V236H22ZM57 235H61V234H57ZM57 235H55V236H57ZM65 235H67V236H65ZM72 235H73V234H72ZM78 235H79V234H78ZM80 235H81V234H80ZM80 235H79V236H80ZM83 235H86V234L84 233ZM96 235H98V234H96ZM104 235H105V234H104ZM107 235H109V232L107 233ZM117 235H118V234H117ZM117 235H116V236L114 235V237H117V238H118L119 235H118V236H117ZM121 235H122V234H121ZM128 235H129V234H128ZM128 235H127V237H126L127 239L129 238ZM148 235L150 236V234H148ZM162 235H161V240H162V237H163ZM193 235H194V234H193ZM193 235H192V236H193ZM197 235H198V233H197ZM197 235H196V236H197ZM210 235H211V234H210ZM225 235H226V233H225ZM255 235H256V236H255ZM13 236H14V235H13ZM21 236H20L19 238H21ZM26 236H27V235H26ZM28 236H30V235H28ZM28 236H27V237H28ZM31 236H32V235H31ZM31 236H30V237H31ZM34 236H32V237H34ZM41 236H42V234H41ZM48 236H49V234H48ZM52 236H53V235H52ZM55 236H54V237H55ZM70 236H71V235H70ZM76 236H77V235H76ZM76 236H75V237H76ZM81 236H82V235H81ZM105 236H106V235H105ZM129 236H130V235H129ZM141 236H142V235H141ZM146 236H147V235H146ZM152 236H153V235H152ZM167 236H168V234H167ZM172 236H173V235H172ZM176 236H175V237H176ZM190 236H191V235H190ZM208 236H209V234H208ZM0 237H1V236H0ZM15 237H17V236H15ZM61 237H62V235H61ZM75 237L72 236V239L75 238ZM85 237H86V236H85ZM87 237H88V235H87ZM93 237H94V235H93ZM99 237H100V236H99ZM99 237H98V239H99ZM106 237H107V236H106ZM106 237H105V239H108V238H106ZM108 237L110 238L111 236H108ZM123 237H124V236H123ZM133 237H134V236H132V239H133ZM137 237H138V235H137ZM137 237L135 236V238H137ZM159 237H160V233H159ZM178 237H179V235H178ZM178 237H177V238H178ZM197 237H198V236H197ZM218 237H219V236H217V239H218ZM2 238H3V236H2ZM9 238H10V236H9ZM23 238H25L24 235H23ZM28 238H29V237H28ZM35 238H36V237H35ZM41 238H42V237H41ZM45 238H46V237H45ZM45 238H44V239H45ZM47 238H48V237H47ZM55 238H56V237H55ZM124 238H125V237H124ZM124 238H123V239H124ZM130 238H131V237H130ZM142 238H144V237L142 236ZM145 238H146V237H145ZM150 238H151V236H150ZM164 238H165V237H163V240H165ZM171 238H172V237H171ZM177 238H176V240H177ZM182 238H183V237H182ZM190 238H191V237H190ZM192 238H193V237H192ZM192 238H191V239H192ZM194 238H195V237H194ZM194 238H193V239H194ZM214 238H215V237H214ZM214 238H213V240H214ZM221 238H222V237H221ZM223 238H224V237H223ZM3 239H4V238H3ZM14 239H15V238H14ZM29 239H30V238H29ZM31 239H32V238H31ZM33 239H34V238H33ZM33 239H32V240H33ZM39 239H40V238H39ZM52 239H53V238H52ZM56 239H57V238H56ZM56 239H55V241H56ZM69 239H70V238H69ZM69 239H67V240H69ZM75 239H77V238H75ZM81 239H82V237H81ZM96 239H97V238H96ZM96 239H95V237H94V241H95ZM123 239H122V237H121L120 240H123ZM152 239H153V238H152ZM178 239H179V238H178ZM180 239H181V237H180ZM185 239H186V238H185ZM188 239H189V238H188ZM191 239H189L190 242H192V241L194 242L196 238H195L194 240L192 239V241H191ZM210 239H211V237H210ZM219 239H220V238H219ZM219 239H218V240H219ZM228 239L226 238V240H228ZM9 240H10V239H9ZM9 240H7L8 243H9ZM11 240H12V236H11ZM32 240H31V241H32ZM62 240H63V238H62ZM82 240H83V239H82ZM86 240H88V239L86 238ZM86 240H85V241H86ZM91 240H92V239H91V237H90V241H89V242H91ZM100 240H101V239H100ZM102 240L104 241V238H103ZM138 240H140L139 237H138ZM158 240H159V238H158ZM158 240H157V241H158ZM161 240H160L159 242H161ZM163 240H162V242H163ZM168 240H170V239H168ZM189 240L186 239V241H189ZM213 240H212V241H213ZM224 240H225V239H224ZM259 240H260V238H259ZM0 241H1V239H0ZM19 241H23V240L20 239ZM25 241H26V240H25ZM28 241H29V240H28ZM33 241H34V240H33ZM39 241H40V240H39ZM43 241H44V240H43ZM47 241H48V240H47ZM55 241H54L53 243H55ZM59 241H61V240H59ZM83 241H84V240H83ZM83 241H82V242H83ZM92 241H93V240H92ZM123 241H124V240H123ZM129 241H130V240H129ZM135 241H136V240H134V242H135ZM143 241H144V240H143ZM143 241H142V242H143ZM149 241H150V240H149ZM166 241H167V238H166ZM182 241H184V240H182ZM182 241H180V242H182ZM208 241H209V238H208ZM216 241H217V240H216ZM221 241H223V240H221ZM221 241H220V244H221V243L223 244V242H221ZM10 242H12V241H10ZM26 242H27V241H26ZM34 242H35V241H34ZM37 242H38V239H37ZM37 242L34 243V244H38ZM45 242H46V241H45ZM57 242H58V241H57ZM57 242H56V243H57ZM75 242H76V241H75ZM79 242H81V241H79ZM89 242H88V243H89ZM105 242H106V241H105ZM105 242H104V243H105ZM107 242H108V241H107ZM125 242H126V239H125ZM132 242H133V241H132ZM134 242H133V243H134ZM139 242H140V241H139ZM142 242H140V244H141ZM155 242H156V241H155ZM178 242H179V241H178ZM178 242H177V243H178ZM263 242H262V243H263ZM1 243H2V242H1ZM1 243H0V244H1ZM16 243H17V242H16ZM16 243H15V244H16ZM27 243H28V242H27ZM40 243H41V242H39V244H40ZM51 243H52V242H51ZM53 243H52V244H53ZM59 243H60V242H59ZM59 243H57V244L59 245ZM61 243H62V242H61ZM67 243H68V242H67ZM67 243H66V244H67ZM70 243H72V242H70ZM86 243H87V242H86ZM92 243H93V245H94V242H92ZM95 243H96V242H95ZM97 243H98V242H97ZM99 243H100V242H99ZM99 243H98V244H99ZM102 243H103V242H102ZM135 243H136V242H135ZM146 243H147V242H144L143 244H146ZM152 243H153V242H152ZM157 243H158V242H157ZM177 243H176V244H177ZM186 243H187V242H186ZM210 243H211V242H210ZM212 243H213V242H212ZM217 243H218V242H217ZM229 243H228V245H229ZM260 243H261V242H260ZM3 244H4V242H3ZM3 244H2V245H3ZM13 244H14V243H13ZM17 244H18L19 246H21L19 243H17ZM22 244H23V242H22ZM28 244H29V243H28ZM41 244H42V243H41ZM43 244H44V243H43ZM68 244H69V243H68ZM75 244H76V243H75ZM77 244H78V243H77ZM83 244H84V243H83ZM90 244H91V243H90ZM110 244H111V243H110ZM136 244H137V243H136ZM150 244H151V243H150ZM184 244H185V243H184ZM189 244H190V243H189ZM191 244H192V243H191ZM193 244H194V243H193ZM226 244H227V242H226ZM226 244H225V245H226ZM18 245L14 246V247L17 248ZM23 245H24V244H23ZM23 245H22V246H23ZM32 245H33V244H32ZM45 245H47V244H44V246H45ZM49 245H50V243H49ZM49 245H48V247L50 248ZM55 245H56V244H55ZM62 245H63V243H62ZM62 245H61V246H62ZM85 245H88V244H85ZM107 245H109V243H107L106 246H107ZM112 245H114V244H112ZM112 245H111V247H113ZM138 245H139V243H138ZM153 245H154V244H153ZM155 245H156V244H155ZM181 245H182V244H180V246H181ZM185 245H187V244H185ZM212 245H213V244H212ZM212 245H210V246L212 247ZM223 245H224V244H223ZM249 245H250V244H249ZM249 245H248V246H249ZM5 246H6V245H5ZM30 246H31V244H30ZM36 246H37V245H36ZM38 246H39V248H40V245H38ZM52 246H53V245H52ZM73 246H74V245H73ZM81 246H82V245H80V247H81ZM89 246L91 247L92 244L89 245ZM97 246H98V245H97ZM103 246H104V245H103ZM109 246H110V245H109ZM114 246H117V245H114ZM118 246H119V245H118ZM124 246L127 247L126 245H124ZM129 246H130V245H129ZM140 246H142V244H141ZM144 246H145V245H143V247H144ZM147 246H149V245H147ZM192 246H193V245H192ZM192 246H191V248H193ZM194 246H195V244H194ZM206 246H208V245H206ZM229 246H230V245H229ZM252 246H249V247H252ZM14 247H13L12 249H14ZM25 247H26V246H25ZM25 247H24V248H25ZM32 247H33V246H32ZM32 247H31V248H32ZM53 247H54V246H53ZM76 247H77V246H76ZM78 247H79V246H78ZM78 247H77V249H78ZM84 247H85V246H84ZM93 247H94V246H93ZM95 247H96V246H95ZM99 247H101V245H100ZM120 247H121V246H120ZM174 247H175V246H174ZM174 247H173V249H174ZM181 247H182V246H181ZM187 247H189V246H187ZM187 247H186V248H187ZM216 247H217V246H216ZM219 247H221V245H220ZM244 247H246V246H244ZM256 247H258V248H256ZM0 248H1V247H0ZM3 248H6V247L3 246ZM8 248H9V247H8ZM8 248H7V251L9 250ZM10 248H11V246H10ZM21 248H22V247H21ZM21 248H20V249H21ZM28 248H30V247L28 246ZM28 248H27V249H28ZM31 248H30V249H31ZM39 248H38V249H39ZM41 248H43V247H41ZM44 248L48 249V251H49V248H47V247H44ZM55 248H57V247H55ZM58 248H59V247H58ZM63 248L65 249V246H64ZM72 248H73V247H72ZM74 248H75V247H74ZM74 248H73V249H74ZM82 248H83V247H82ZM103 248H104V247H103ZM127 248L129 249V247H127ZM145 248H146V247H145ZM177 248H178V247H177ZM179 248H180V247H179ZM183 248H184V247H183ZM213 248H214V247H213ZM224 248H225V247H224ZM224 248H223V249H224ZM236 248H237V247H236ZM17 249H18V248H17ZM20 249H19V251H20V253H21V250H20ZM25 249H26V248H25ZM36 249H37V247H36ZM52 249H54V248H52ZM61 249H62V248L60 247V250H61ZM64 249H63V250H64ZM86 249L88 250V248H86ZM90 249H91V248H90ZM93 249H94V248H93ZM93 249H91V250H93ZM95 249H96V248H95ZM105 249H106V248H105ZM114 249H115V248H114ZM122 249H123V248H122ZM122 249H121V250H122ZM124 249H125V248H124ZM181 249H182V248H181ZM207 249H208V247H207ZM211 249H212V248H211ZM221 249H222V248H221ZM233 249H234V248H233ZM233 249L231 248V251H232ZM239 249H237V250H239ZM246 249L249 250V248L246 247V248L244 249L245 252H246ZM10 250H11V249H10ZM23 250H24V249H23ZM34 250H35V249H34ZM34 250L31 249L29 253L33 254V253H34ZM39 250H40V249H39ZM44 250H45V249H44ZM81 250H82V249H81ZM81 250H80V251H81ZM91 250H90V251H91ZM98 250L100 251L101 249L98 248ZM98 250H97V251H98ZM110 250H111V249H110ZM179 250H180V249H179ZM183 250L185 251V249H183ZM187 250H188V249H187ZM190 250H191V249H190ZM190 250H189L188 252H190ZM195 250H196V249H195ZM195 250H194V251H195ZM224 250H225V249H224ZM228 250H229V249H228ZM4 251H5V250L3 249V252H4ZM7 251H6V252H7ZM15 251H16V250H15ZM17 251H18V250H17ZM51 251H52V250H51ZM78 251H79V250H78ZM80 251H79V253H78L77 251H75V253L77 252V254H80ZM101 251H103V250H101ZM101 251H100V252H101ZM126 251H127V250H126ZM177 251H178V250H177ZM191 251H192V250H191ZM205 251H206V250H205ZM213 251H214V250H213ZM215 251H216V250H215ZM218 251H219V250H218ZM235 251H236V250H235ZM235 251H234V252H235ZM242 251H243V249H242ZM11 252H12V251H11ZM24 252H27V251L24 250ZM43 252H44V251H43ZM56 252H57V251H56ZM60 252L62 253V250H61ZM64 252H67V251H64ZM64 252H63V253H64ZM69 252H70V251H69ZM69 252H68V254H69ZM87 252H88V251H87ZM104 252H106V251H104ZM104 252H102V253H104ZM107 252H108V251H107ZM111 252H112V250H111ZM111 252H110V253H111ZM128 252H129V251H128ZM132 252H134V251H132ZM181 252H182V254L184 253L183 251H181ZM181 252H180V253H181ZM221 252H222V250H221ZM229 252H230V250H229ZM236 252H238V251H236ZM240 252H241V251H240ZM240 252H239V253H240ZM249 252H250V251H249ZM0 253H2V251H0ZM7 253H9V252H7ZM15 253H16V252H15ZM17 253H18V252H17ZM17 253H16V254H17ZM44 253H45V252H44ZM44 253H43V255H44ZM49 253H50V252H49ZM49 253L46 252V256H47V257H48L47 254H49ZM70 253H71V252H70ZM73 253H74V252H73ZM83 253H84V255H85V252H83ZM83 253H81V254H83ZM115 253H116V252H115ZM119 253H120V252H119ZM121 253H122V252H121ZM124 253H125V252H124ZM134 253H135V252H134ZM172 253H173V251H172ZM178 253H179V252H178ZM178 253H177V254H178ZM180 253H179V255H180ZM192 253H193V252H192ZM203 253H204V252H203ZM205 253H206V252H205ZM211 253H212V252H211ZM211 253H210V254H211ZM222 253H223V252H222ZM227 253H228V252H227ZM250 253H251V252H250ZM35 254H36V253H35ZM39 254L41 255V253H39ZM58 254H59V253H58ZM86 254H87V253H86ZM98 254H99V256H100V253H99V252H98ZM111 254H112V253H111ZM111 254H110V255H111ZM132 254H133V253H132ZM132 254H131V255H132ZM182 254H181V255H182ZM188 254H189V253H187V255H188ZM190 254H191V253H190ZM210 254H209V255H210ZM218 254H220V252H219ZM218 254H217V255H218ZM237 254H238V253H237ZM243 254H244V253H243ZM245 254H246V253H245ZM253 254H255V255H253ZM0 255H1V254H0ZM2 255H3V254H2ZM9 255H11V254H9ZM13 255L15 256V254H13ZM13 255H12V258H14ZM19 255H20V254H19ZM21 255H22V253H21ZM27 255H29V254H26L25 256L27 257ZM33 255H34V254H33ZM37 255H38V253H37ZM37 255H36V256H37ZM40 255H39V256H40ZM49 255H50V257H51V253H50ZM55 255H56V254H55ZM66 255H67V254H66ZM66 255H65V256H66ZM71 255H74V254H71ZM84 255H83V256H84ZM92 255H93V254H92ZM103 255H104V254H103ZM105 255H106V254H105ZM115 255H116V254H115ZM115 255H114V257H115ZM122 255H123V254H121V256H122ZM125 255L128 256L127 254H125ZM125 255H123V256H125ZM171 255H172V254H171ZM213 255H214V254H213ZM227 255H228V254H227ZM3 256H4V255H3ZM36 256H35V257H36ZM44 256H45V255H44ZM44 256H43V257H44ZM56 256H57V255H56ZM58 256H59V255H58ZM58 256H57V257H58ZM61 256H64V255L62 254ZM68 256H70V255H68ZM76 256H77V255H76ZM76 256H75V257H76ZM94 256H95V255H94ZM94 256H93V257H94ZM96 256H97V255H96ZM101 256H102V254H101ZM101 256H100V259L103 260L104 257H103V259H102ZM107 256H108V255H107ZM111 256H112V255H111ZM118 256H119V255H118ZM121 256H119L120 258H118V257L116 256V258H117L116 260L118 261V259H121ZM123 256H122V258H123ZM126 256H125V257H126ZM172 256H173V255H172ZM174 256H175V255H174ZM174 256H173V257H174ZM176 256H177V255H176ZM176 256H175V257H176ZM183 256H184V255H183ZM188 256H189V255H188ZM188 256H187V257H188ZM191 256H192V254H191ZM191 256H190V257H191ZM203 256H204V254H203ZM220 256H221V255H220ZM220 256H218V259L220 258ZM232 256H234V253H233ZM232 256H226V257L224 256V257H222V258L224 259V260L222 261V264H241V263H240L241 260L239 259L240 256L236 255V256H234L233 258H232ZM0 257H1V256H0ZM8 257H9V256H8ZM21 257H22V256H21ZM26 257H25V258H26ZM28 257H29V256H28ZM30 257H31V256H30ZM35 257H34V258H35ZM50 257H48V260H49V262L51 261V263H53V260H50V259H51ZM73 257H74V256H73ZM75 257H74V258H75ZM78 257L80 258V255H78L76 258H78ZM87 257H88V256H87ZM87 257H86V258H87ZM90 257H92V256H90ZM112 257H113V256H112ZM134 257H135V256H134ZM134 257H133V259H134ZM170 257H171V256H170ZM180 257H182V256H180ZM184 257H185V256H184ZM190 257H189V258H190ZM40 258H41V257H40ZM44 258H45V257H44ZM49 258H50V259H49ZM52 258H54V257H52ZM67 258H68V257H67ZM69 258H70V257H69ZM83 258H84V257H83ZM83 258H82V259H83ZM97 258L99 259V257H97ZM97 258H96V259H97ZM108 258H109V256H108ZM126 258H127V257H126ZM128 258L130 259L131 257H128ZM189 258H188V259H189ZM193 258H195V256H194V257L192 256V259H193ZM212 258H213V256H212ZM215 258H216V257H215ZM246 258H247V257H246ZM246 258L244 257L245 260H246ZM5 259H6V258H5ZM19 259H22V258H19ZM37 259H39V257H37ZM37 259H36V260H37ZM63 259H64V258H63ZM92 259H93V258H92ZM94 259H95V258H94ZM94 259H93V260H94ZM96 259H95V260H96ZM131 259H132V258H131ZM131 259H130V260H131ZM172 259H173V258H172ZM174 259H175V258H174ZM183 259H185V258H183ZM203 259H204V257H203ZM230 259H231V260H230ZM10 260H11V259H10ZM23 260H24V259H23ZM27 260H28V259H26V261H27ZM29 260H31V258H30ZM29 260H28V261H29ZM39 260H41V259H39ZM54 260H55V258H54ZM58 260H59V259H58ZM72 260H73V259H72ZM76 260H77V259H76ZM83 260H84V259H83ZM83 260H82V261H83ZM85 260H87V259H85ZM85 260H84L83 262H85ZM88 260H90V259H88ZM101 260H100V261H101ZM106 260H108V259H106ZM121 260H122V259H121ZM124 260H125V259H124ZM124 260H123V261H124ZM179 260L182 261L181 258H180ZM189 260H191V259H189ZM201 260H202V257H201ZM245 260H244V262H245ZM250 260H251V259H250ZM14 261H15V260H14ZM24 261H25V260H24ZM24 261H23V263H24ZM111 261H112V259H111ZM125 261H126V260H125ZM172 261H173V260H172ZM172 261H170V262H172ZM174 261H175V260H174ZM180 261H179V262H180ZM211 261H212V260H211ZM211 261H210V262H211ZM214 261H216V260L214 259ZM219 261H221V260H219ZM219 261H217L216 263H217V264H218V263L220 264ZM247 261H248V259H247ZM0 262H1V260H0ZM3 262H4V261H3ZM10 262H11V261H10ZM12 262H13V261H12ZM21 262H22V261H21ZM38 262H39V261H38ZM41 262H43V259H42ZM41 262H40V263H41ZM69 262H72V261L69 260ZM83 262H82V264H83ZM89 262H90V261H89ZM89 262H88L87 264H89ZM93 262H94V261H93ZM95 262H96V261H95ZM119 262H120V261H119ZM126 262H128V261H126ZM132 262H133V261H132ZM191 262H195V261L193 260V261H191ZM212 262H213V261H212ZM6 263H7V262H6ZM13 263H14V262H13ZM32 263H33V260H32ZM43 263H45V262H43ZM51 263H50V264H51ZM55 263H56V262H55ZM75 263H76V262H75ZM77 263H78V261H77ZM85 263H86V262H85ZM107 263H108V262H107ZM109 263H110V262H109ZM202 263H203V262H201V264H202ZM207 263H208V262H207ZM214 263H215V262H214ZM249 263L251 264L250 261H248V264H249ZM8 264H10V263H8ZM11 264H12V263H11ZM15 264H16V263H15ZM18 264H19V263H18ZM37 264H38V263H37ZM47 264H49V263H47ZM68 264H69V263H68ZM70 264H71V263H70ZM79 264H80V263H79ZM91 264H92V263H91ZM94 264H95V263H94ZM113 264H115V263L113 262ZM116 264H117V263H116ZM124 264H125V262H124ZM127 264H128V263H127ZM168 264H170V263H168ZM177 264H178V263H177ZM181 264H182V263H181ZM185 264H186V262H185ZM188 264H189V263H188ZM190 264H192V263H190ZM195 264H196V263H195ZM198 264H199V262H198ZM205 264H206V263H205ZM208 264H209V263H208ZM211 264H212V263H211ZM244 264H245V263H244ZM246 264H247V263H246ZM253 264H254V261H253ZM257 264H258V263H257Z\"/></svg>",
  "mask_w": 264,
  "mask_h": 264
}]
</instances>
